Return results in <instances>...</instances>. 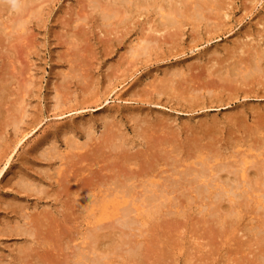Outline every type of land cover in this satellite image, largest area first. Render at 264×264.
Listing matches in <instances>:
<instances>
[{
	"label": "rangeland",
	"instance_id": "1",
	"mask_svg": "<svg viewBox=\"0 0 264 264\" xmlns=\"http://www.w3.org/2000/svg\"><path fill=\"white\" fill-rule=\"evenodd\" d=\"M5 1H6V3H3V1H0V14H2V15H0V23H1L0 24V28H1L0 29V45H1V48H0V68H2L1 69L2 72H0V87H2V88H0V90H1L0 94L2 96L0 95L1 96L0 98L7 97L3 100L6 101V100L10 99L9 100L10 102L9 101L3 102L2 99H0V105H1L0 106V115H1L0 116V137H1L0 138V158H1V155L4 157V158L2 157L0 160V169H2V172L0 175V262H2V264H3V262L7 260L6 264H8V263L16 264L17 263L16 259H18V256H19L18 260H20L21 263L19 261L17 264H25V263L26 264H31V263L33 264L34 263L35 257L33 255L34 254L33 251L28 254V256H30L31 258L26 257L27 258L26 259L25 255L23 257V254H24L23 249L21 250L18 248L16 250L15 246L19 247L18 245H20V248L23 247L22 244L24 245L26 242L25 241L26 235L28 233L27 230H29V228L31 227L30 226L31 220H33L34 218L35 219L39 218L40 222H42V224H44V225H45V222L47 220L49 221V222H46L45 226L43 225L44 228L40 229V231L42 230V232H44V229L48 225L47 223H50L51 228L53 230V233L55 232V234H53V235H55L56 237H57V235L61 236L60 238H62V241L58 242V243H61L60 244L61 248L57 246L58 248L56 250H53V254L56 255L58 253L57 256H54L55 257L54 259H55V261L58 260V262H60L59 261L61 259L60 257H62L63 262L61 261V263H63V264H69V263L74 264L73 262L71 263V261H75L77 259L75 258V256L71 257V255L74 253L75 249H77L78 251L79 250L85 251L86 254H87V252L92 251V254L95 255V256L92 255V257H94L95 259L97 258L96 260H98V261L101 260L100 262H103V260L109 259L110 264H116V263L117 264L118 263H120V264H144V262L146 264H155V263L160 264L159 263L160 261H161V263L165 262L164 264H245L246 262L243 263V261H247V262H249V264H263L262 262H264L263 261L264 259L263 260L259 259V257L261 259L263 257H261V256L258 257V255H261L262 252L264 253V250L263 249H256V248H259V246L261 248L262 247L264 248V246H263L264 243L262 242V241H264V237H263L264 234H262L264 231V227H261V229L263 228L262 230L260 229V226H262V225L264 226V214L261 212L260 209H259L260 211L257 212L258 211L257 210L258 208H256L257 205H256V207H254L255 204L251 203V201L255 202L258 199V198H255V197H257L256 195H260V193L264 192V186H263L264 179L259 180L260 175H258V176L256 175V172H257L256 168H254V166L251 165L252 164L251 162L259 161L260 158L264 157V148L260 147V146H263V144H264V141H262V140H264L263 139L264 134H261V132H263V131H261L258 134L256 133L255 128H254V123H253L254 122V116H252L253 113L250 109L252 108L255 110L258 108L259 109L263 108L264 107V104H263L264 99L261 98L260 96H258L260 98H255V96H252V98H251V96H248L246 98L243 97V95L246 94V92L248 91L247 89H249V92L253 91L252 88L250 90L251 85H253L255 87L254 89H256V87H259V85H255V83L251 84V82L246 84V81L244 79H241L242 77L245 76L246 73L241 72L242 69H244L245 67L242 66L243 68L242 69L240 68L241 69L240 70L239 64L241 65L242 62H243L242 64H244L246 61L245 59L248 57L250 59L251 51L247 48L249 45L251 46L249 48H252V52L256 49V47L258 49V47L261 48L263 46L261 44L263 43L262 41H264V31H262V30H264V26H263L264 25V0H227V1L226 0H219V7L220 6L221 7L220 8L215 7V9L218 8V10H219V12H218V10L216 9L217 13H218V14H216V16L213 15L216 11L215 9H214L215 11L213 10L214 12L210 11V13L212 14V15L211 14L209 15L210 17L207 16V14H208L207 13L206 14L207 17L205 19L203 18L205 21L207 20L206 22L203 19H197L196 21L192 19V21L189 22V19H187V16H185L186 18L183 16V18L181 17L179 19L181 25L179 24L177 27H174V30H173V28H170L171 33L169 32V28L167 31V28H166V30H164L165 28H163L162 26H159V24H161V20H162L161 18L159 19V14H161L160 17H162L163 13L165 14V12L166 13L169 12L168 10L170 9L169 6H171V4L169 5L170 1H168V0H158V1L157 0H146V1L145 0H139V1L138 0H136V1L129 0L130 2H127V4H125V3H123L124 5L122 4L123 5L122 7H124V9L126 6V10H125V14H124L125 16H123V18H122L123 21L121 19V21L118 22V19L117 20L115 19V20H113V23H115L117 26L115 24H112L113 26L110 25V27L108 26L109 28H107L108 21H105L102 18V15L104 13H102V9H100L101 7H96L95 9H93L94 7H92V4L90 2L91 0H89V2H88V0H36L31 4L32 5V14L34 15V18L30 16L32 14H30L29 16H27V14H24L25 15L24 17L27 18V20L23 21V19H21L22 24H24L23 27H22V25L20 26L18 24L19 22L16 21V17H17L16 14H18V13H15V12H19L17 4L19 2L21 3V0H17V2H15V4H13L14 2H12L14 0H11V2H8L9 0H4V2ZM95 1H97V0H95ZM99 1L100 0H98V3H101V1H102V3H103V4H101L102 6H106V4H108L106 7H109V5L112 4V2H111L112 0H101L100 2ZM179 1L180 0H176L177 4H179ZM87 2H88V4H87ZM158 3L161 5H159ZM165 3H167V6H165ZM225 3L228 4L226 7H225ZM11 4H13V5H11ZM96 4H97V2H96ZM130 5H132V6H130ZM223 5L226 8V10H225V8H222ZM90 6H91V8H90ZM9 7H12V9L10 8L9 11H5V10L9 9ZM97 8H99L100 10H98ZM161 8L164 10H162ZM90 9H91V12H90ZM124 9L122 10V12L124 11ZM1 10H3V11H1ZM33 10L36 11V13ZM158 10H159V12H158ZM100 11H101V13H100ZM224 12L226 13L225 15H224ZM10 13L12 15L13 14L14 15L13 16L10 15V19L12 21L9 20L10 21L9 22L8 21V19H9L8 14H10ZM98 13H100V15ZM7 15H8V19H7ZM220 15L221 16L224 15L223 18L222 17L220 18ZM121 16L122 15H120V17ZM13 17H15V19ZM211 17H212V19H210ZM224 17H225V19H224ZM20 18H22V17H20ZM99 18H100V20H99ZM3 20H4V22H3ZM211 20L213 22H209ZM216 20L219 23V24L216 23L218 25L215 24ZM197 21H199L200 24ZM221 21H223L222 22L223 24H220ZM8 22L11 23L10 26H13V27H10V26L8 27V25H9ZM101 22L103 25H106V26L104 27L101 24ZM104 22H106V23H104ZM158 22H160V23H158ZM206 23H210V25H211V23H214L211 25V28L214 27V29H211L210 25L208 24L209 25L208 26ZM2 24L5 26V28H4V26H1ZM5 24L6 25L8 24V25L6 26ZM14 24L16 26V29L14 27ZM204 24H206L207 26ZM18 25L21 28L18 27ZM214 25L217 27H215ZM202 26L203 27L205 26L207 28L204 27L205 28L204 29ZM160 27H162V28H160ZM192 27H194V28H192ZM10 29H12V31L14 30L13 33H12V31H10ZM1 30L3 32H1ZM8 30H9V33H8ZM18 33H20V34L18 35ZM161 33H163V34H161ZM256 33H259L260 37H258L259 35L257 36ZM5 34L7 36H5ZM9 34H10V36H9ZM11 34H13V35L11 36ZM261 35H262V37H261ZM256 36L259 39H257ZM260 39H261V41H260ZM141 40H143V41L140 42V44L143 43L145 40H147V42H145L144 44H147L148 48L149 47L150 48H149L148 52L146 51L147 54L145 52H144V54L140 53L141 55H137V57H136L135 54L132 55L128 49H130V50H133L135 48L137 49L135 44L138 43V46H139V41H141ZM151 40H152V42H151ZM149 42H151V44ZM237 43H239V45H237ZM240 43L243 45L241 46ZM248 43H249V45H247ZM245 44L247 46H245ZM9 45L11 46V48ZM147 45H145V46H147ZM151 45L153 47H151ZM2 46H4V47H2ZM132 46H133V49H132ZM239 46H241V48ZM6 47L10 48V51H12V52L9 51V53L7 54L8 48H6ZM243 47H244V50L242 49ZM69 48H70V50H69ZM150 49H152V50H150ZM6 50H7V52H6ZM226 50H228V52L230 53V54L228 53L229 54L228 56H227ZM241 50H243L244 52H243V54L240 55ZM63 51L68 52V54L67 53L64 54ZM70 51H72V53L69 54ZM79 51L81 53H79ZM126 51H127V53H126ZM6 54L10 55V57L7 56ZM61 54H62V56H61ZM80 54H81V56H80ZM127 54L129 56H133V57L135 56V59H133V57H132V59L134 61L131 59L132 61L130 63L129 62L130 57H128ZM238 55L239 56L244 55V56H242V58L240 57L241 58L240 59ZM74 56H75V58H74ZM123 56H124V58H123ZM235 57H237V60H235L236 59ZM71 59L73 61H71ZM230 59H231V61H230ZM249 59H247V60H249ZM9 60H11L13 62V64ZM212 60H214L215 62H218V64H220V66L225 64L222 68L220 67L223 71H221V69L218 68L219 66L215 65V62H212ZM225 60H226V62H225ZM240 60H241V62H239ZM221 61H222V63H224V62L225 63L222 64ZM233 61H235L236 63L238 62V63L236 64ZM7 62H8V64L11 62V65H9L10 67L8 66ZM210 62L213 63L214 65L211 64ZM231 63H233L234 66ZM5 64H7V66ZM29 64L32 66H30ZM81 64L83 65L85 71L81 67ZM226 64L229 66H227ZM246 64H248V63H245V66H246ZM69 65L71 66L70 68H68ZM208 65H212L213 68H216V66H217V68L214 71V69L211 66L208 67ZM231 65H232V68H229V67H231ZM73 67L75 69H72ZM78 67H79V69H78ZM226 67H228L229 69ZM236 67L238 68L239 71L236 69ZM67 68H68V70H67ZM224 68L228 69V70L225 71ZM234 68L238 72L235 71ZM7 69H8V71H7ZM219 69H220V71H219ZM232 69H233V72H232ZM12 70H14L15 74H12L13 73V72H11ZM81 70H83L84 73H82ZM174 70L178 71V72L175 73ZM211 70L214 71L215 74L222 72V73H220L221 79L218 76V74H217V76L213 75ZM6 71H7V73H5ZM27 71H28V74H27ZM69 71H72V72H69ZM173 71H174V74H173ZM168 72H170V73H168ZM63 73L66 77L63 75ZM80 73H81V77H80ZM232 73H234V74H232ZM6 74H7V76H6ZM23 74H25L24 79H23L25 81L18 80L17 77L19 78L20 76H23ZM229 74H230L231 78L233 77V75H237L239 77L234 76L232 78V81H231V80H229L230 79ZM171 75L175 78L171 77ZM225 75H226V77H225ZM61 76H63V78ZM14 77H16V78H14ZM82 77H84V78H82ZM165 77H167V79H166L167 81L165 80ZM222 77L223 78L225 77L226 80H225V78L223 80ZM9 78H11V79H9ZM28 78L31 81H29ZM85 78H87V79H85ZM171 78H173L176 81L174 82ZM216 78L219 79L220 82L222 80V83H220L222 86L219 85V83H216V82H219ZM61 80H63V81H61ZM75 81L77 84L75 83ZM83 81L86 85L83 83ZM11 82H12V84H11ZM165 82H168V83L170 82L169 83L170 85L168 83L166 84ZM171 82L172 83L174 82V83L171 85ZM229 82L231 84H229ZM242 82H244L245 86H247L246 90H245ZM26 83H27V87H26L27 90L25 88ZM59 83L60 84L62 83L63 86L61 85L62 87H60L58 90V87L60 86ZM66 84H67V87H65ZM215 84H218V85H215ZM7 85H9L10 87H12V85H15V86H13V87H17L15 90H17L19 88L20 91L19 90H17V91H18V93L20 92L18 94L20 97L18 95H16L17 91L15 92L13 90L14 89L13 87L8 88L9 86H7ZM82 85L88 86L89 88L82 86ZM30 86H32V87L30 88ZM216 86H220L221 88L220 87L217 88ZM228 87L229 88L231 87V89H229ZM237 87H238V89H236ZM242 87H243V89H242ZM79 88H81L82 90ZM215 88H217V89H215ZM10 89H12V91ZM61 89H62V91H61ZM241 89H242V91L245 90V91H243L244 93L242 91H240ZM3 91L7 92V93H4ZM22 91H23V93L21 94ZM156 91H157V93H156ZM232 91L234 93L236 92L235 96L232 95V94H234ZM8 92L11 94L13 93V94L11 95ZM215 92H217V93H215ZM241 92H242V94H241ZM29 93H30V95H29ZM57 93L58 94L60 93L61 95L59 94V96H58ZM226 93H227V95H226ZM251 93L252 92H250V94ZM230 94L232 96H234V98H232V96ZM63 95H64V97H61ZM195 95H196V97H194ZM191 96L194 97L193 100L191 99L192 98ZM225 96L226 97L228 96L227 97L228 99H226ZM24 97L26 98V100ZM59 97L61 99H59ZM218 97L220 100H223L224 104L215 106V100H217L216 98H218ZM13 98H14V100H13ZM205 98H209L208 100H210V102ZM54 99H57V101H55ZM58 99L61 100V102H58L59 101ZM189 99H190V103L188 105L187 102L189 101ZM14 101H15V103H14ZM230 101H231V103H230ZM219 102L220 101L218 100L217 104ZM11 103L13 104V106L10 105ZM16 103H17L16 109L11 110L10 109L11 107L15 108ZM177 103H179V104H177ZM247 103L250 104L249 106L251 108H249ZM24 104H26V106H24ZM57 104L59 105V107ZM209 104H211V105H209ZM227 104H228V106H227ZM223 105H225V107ZM9 106H10V108H8ZM199 107L201 109H199ZM211 107H212V109H211ZM238 107L241 108V111H240V108H238ZM4 108L6 110L10 109L11 112L14 111V112H12L13 114L12 113L9 114V111L5 112ZM186 108H188V109L186 110ZM236 108H238L239 110L236 111ZM2 109H4V110H2ZM17 111L19 112L18 116H17ZM231 111H234V112H232L233 114H231ZM238 111H240V113L244 112L247 115L246 116L247 118L244 120L245 123L243 121L241 124L246 128V129L244 128L246 131L242 128L243 126L240 127L243 130L238 129V130L234 131L237 127L234 128V126L231 125L230 116H235L236 114H238ZM7 112H8V116H7ZM222 112H224V114ZM235 112H236V114H235ZM20 113H22L21 114L22 118L20 116ZM214 113H216L217 115ZM23 114H25V115H23ZM212 114H214V115H212ZM225 114L229 115V117L228 116L225 117ZM113 115H114V117H112ZM2 117H5V120ZM10 117L12 119L14 118L15 120H12ZM17 117H19L20 120H19V118L17 119ZM202 118H204V120ZM209 118H213V120L215 122H213L212 119L209 120ZM225 118H227V121L224 120ZM228 118H229V121H228ZM196 120H197V122H196ZM8 121H10V122H8ZM195 123H198V124H195ZM202 123H203V126H200ZM110 124L112 125L111 127H110ZM218 124L220 127L221 126L222 127L221 128L219 126L216 127V125H218ZM220 124H222V125H220ZM2 125H4L5 127ZM103 125H104V127H103ZM105 125L106 126L108 125V127H106ZM13 126L15 129H13ZM184 126L187 128H184ZM205 126L206 127L208 126L209 129L203 128ZM87 127H89V128H87ZM224 127H225V129H224ZM227 127H229V128H227ZM251 127H253L254 130ZM114 128H115V130L117 129L116 132H115ZM194 128H195V131H193ZM216 128L219 131H221L223 129V131L220 132L221 134L217 130H215ZM88 129H90V130H88ZM136 129H138V131ZM140 129L143 130L142 131L143 134H141L143 136V138L141 135L138 134V133H140ZM250 129H252L253 132H255V133H253L252 130L250 131ZM186 130H190V133L192 135L189 133V131L187 132ZM230 130H231V133L229 132ZM197 131H198V133H197ZM225 131H227V133H225ZM103 132H105L106 134ZM114 132H115V134H114ZM119 132H121L122 134H120ZM158 132L160 133V135ZM161 132L162 133L164 132L165 134L168 133V134H166L167 136L166 135L164 136V134H162ZM171 132H172V134H170ZM186 132H187V134H186ZM203 132H205V133L203 134ZM244 132H246V134H244ZM112 133H113V135H112ZM147 133H149L148 134L149 136L147 135ZM150 134H153L154 136L150 135ZM188 134H190L192 137H194L193 135L200 134L201 137H200V135L199 136L196 135V138L194 137L195 139H197L196 142H198V143L194 142L195 140L192 137H190V135H188ZM205 134L206 135L207 134L212 135L211 136L212 138L209 137V135L206 136ZM247 134H248V137H246ZM254 134L258 135L259 137H257L256 135L254 136ZM115 135L120 136V137L118 138ZM161 135H163V136H161ZM176 135L178 136V138ZM186 135H188V137L191 141L188 139V137ZM67 136H69L73 140L69 138L68 141H70V142H68V144L66 145L67 141L65 138ZM121 136H123V137H121ZM171 136H172V138H171ZM260 136H262V137H260ZM147 137H149L148 140H145ZM205 137L208 138V141ZM242 137H244V138H242ZM249 137H250V139H249ZM251 137L253 139H251ZM116 138H118V139H116ZM151 138L152 139L154 138L153 140L155 141V144H153L154 142ZM198 138H199V140H198ZM258 138L261 140H259ZM156 139L158 141H156ZM168 139H169V143H168V141H166ZM257 139L259 141H257ZM106 140H109L112 142L115 141L113 144H115L117 146L115 147L116 150H114V152H111L108 149H105V147H106L105 144H111V142H109V141L106 143ZM149 140H151L152 142H150ZM200 140H201V144L203 143V140H204V143L206 142V144L208 142L209 143V144H207L208 146L206 147V144L205 145L199 144ZM253 140H255V141H253ZM101 141L104 143L103 145L100 144V143H102ZM164 141H165V143H164ZM172 141H173V143H172ZM157 142H159V144H156ZM191 142H193V143H191ZM120 143H122V145L124 147L121 146ZM144 143H146V144L148 143V144L144 145ZM160 143L163 146L162 145L160 146ZM75 144H76L75 148H77L78 151H76L77 149L73 148L75 146ZM174 144L177 147L176 146L174 147ZM49 145L52 147H50ZM151 145H153V146L151 147ZM194 145H197L198 148H197V146H194ZM203 145H204V147H203ZM214 145L217 149H215ZM103 146H105V147H103ZM132 146H133V148H132ZM158 146H160V148H157ZM45 147L51 149V150H49V149L48 150H49V153H50V151H52L51 153L54 154V156L52 155V158H50L51 154L49 155L47 148H45ZM70 147H71V149H69ZM80 147H82V148H80ZM100 147L102 150L101 149L99 150ZM129 147L132 149H130ZM259 147L261 148V150ZM52 148H53V150H52ZM161 148L167 149V150L165 149L166 153H164V155H165V157L168 155L167 158L171 159V161H169L170 163L167 161L170 159L164 158L166 161L163 158L162 159L164 161L161 159V157L163 155V149H161ZM169 148H170V150H169ZM174 148H176L175 152L173 150ZM93 149H95V150H93ZM135 149H138V150H135ZM207 149H209L211 153ZM211 149H214L215 151L214 150L211 151ZM218 149H220L219 150L220 152H218ZM43 150L46 151L45 153H48L47 155H49V156L45 155ZM86 150L91 151L90 153L88 152L89 156H88ZM98 150L101 153H99ZM160 150L162 151V153L160 152ZM172 150L174 153H176V151H177V153L175 154L177 156H175V155L173 156L174 153L172 154ZM240 150L243 153L242 152L239 153ZM248 150H249V152H248ZM94 151H95V153H94ZM115 151L116 152L118 151L117 154L120 153L121 151H123L129 157H130V155L133 156V154L138 155L141 152H144L141 154H145V157L146 156L148 157L147 154L151 155L153 152L152 155H154V157H155V152H157V153L160 152L161 156H159L160 154L159 155L156 154V159L158 160V162H157L158 165L154 169H152L154 171V173L152 172V170H150V171H148L149 173L148 172L146 173V178L145 177L144 178L149 179L152 176L153 180L149 179L150 181L152 180L155 182L156 180H158L160 185L159 186L157 185L158 188H156V189H158V190L161 189V191L163 190V194L161 193L160 195H157L158 190H156L157 192H154L153 194L146 193L148 195L145 194L144 197H143V194L140 196V194L137 193L136 191H132L129 194L130 196L132 195V199L138 198L137 195L141 199H144L145 202H143V203H142L143 200H138V202H139L138 205L142 208L145 207L146 210L149 209L148 206L152 208V206H150L151 203H153L152 205H155L158 203L157 206L159 205V207L153 206V208L152 209L150 208V210H148V212H147V211H145V209H142L140 207L138 209L139 210L141 209V211H139L138 209H136V207H138V206L135 204V206L132 205L126 209V210H128V209L131 210L130 211L131 213L130 212L127 213L123 210L125 205L124 206L118 205L117 207H119V206H122V207L116 209V206H114L113 208L111 207L112 209H114V210H112L109 207L110 206L109 203L108 204H105V203L101 204V203L97 202L99 200H102V198H104L105 200H109L110 198L112 199L113 196L111 195V193L104 192L103 187H100V189L102 190L100 193V189L96 188L97 186L94 187V191H93V188H90L91 186H88V189H87L85 184L82 185L83 182L86 180V179H84V176H86V178H87V176L90 175L89 174L90 171L91 172L93 171V173H91V175L94 173L98 174L97 171H99V173H100L98 175H92L94 180L91 176H88L89 180L92 179L91 182L92 181H95V182L98 181V183H99V182L105 180L108 176L110 177L111 173L108 171L105 172V170H106L105 167L107 166L105 161H107V163H111L112 160L114 161L115 157L112 154H116ZM260 151H262V152H260ZM84 152H86V155H84ZM169 152L171 153L172 156L170 155ZM231 152H232V154H231ZM244 152L247 153L246 157L243 156L245 154ZM252 152L255 154H253ZM38 153L40 154V156H44L45 159L43 157H40ZM76 153L77 154L80 153L79 154L80 156H85L89 160L87 159L88 160L87 161L85 158L82 157L83 160L79 159L80 162H78L77 158H80V157L78 155H76L75 157H77V158L75 159L74 154H76ZM206 153H208V154H206ZM251 153L253 155H251ZM71 154H73V155H71ZM104 154H107L109 156L111 155V158L108 156L103 157ZM204 154L206 155V157L209 155L208 158L213 160V161L211 160L213 162L212 164L210 163V165H209V163H208V166L211 169H213V168L219 169V166H223V165L224 166L221 167V169L222 168L225 169L226 166H228V165H232L233 168L238 169V167H240V165L247 163L248 166H246L244 164L245 167L246 168L249 167L248 169H250L253 173L248 169H247L248 172H247V170H245L246 174L244 173L245 174L244 177H239L240 173H237L238 178H241L242 179L241 181L243 183L248 179L250 180V182H249V180L247 181V183L245 182L244 185H242V182L238 183L240 181V179H238L237 177L234 178V176H236V175L231 174L230 175L231 177H229V174L226 173L227 172L226 170H224V171L223 170L222 171L217 170L216 172H217V174L220 172L221 175L225 172L226 175L223 174L222 176L219 173V175L221 176L220 178H225L223 180L221 179L222 181L228 180V182H230L229 185L226 182L228 186H230V185L232 186V185L236 184L235 187L238 186L237 189L238 188H244L247 191L249 190L248 193L249 192L250 193L247 194V197L250 194H254L253 197L251 195L247 198L244 195L245 198L241 197L239 200L235 198V201H229L226 199L228 197H223V200L225 198V201H226V206H224L225 203L221 204L222 198H216V200H215L214 199L215 197L213 195V194H215L214 192H216L218 190L217 188L220 187V184H218V183H221V184H223V183L221 181L220 182L217 181V179L214 180V178H211L209 180V178H208L209 182H211V183L213 180L215 181V183L217 182V184H212L213 186L216 185L215 187H217V185H218L219 187L214 188L215 190L213 189V187L212 188L209 187L210 188L208 190L209 193L208 192L202 193L203 195H201V196L203 198L201 197V199H199V194H201V193H199V191H197V189H198L197 185H196L197 183L193 182V184L195 183L194 186H196V188H197V189L195 188V190L197 191V193H195L194 187L193 188L189 187V186L193 185L192 181H190L191 184H190V182H188L191 179V177L188 178L189 174H185V176H183V177H184V179H187V180H185V182H183L184 180H183L182 175H184V174L180 173L181 170H182L181 172H183V169L180 170V168H183L185 166L184 168H187V169H197V166L201 162H203V164H204V161L211 162V161H209L210 159L206 158ZM235 154H238L237 155L238 158L235 156ZM101 155H102V158H101ZM150 155H149V157H150ZM210 155L211 156L213 155V157L216 156L215 160H217L219 165L216 161H214L213 157H210ZM240 155H241V157H240ZM254 155H256V156H254ZM257 155H258V157H257ZM60 156H62L61 158H63V157L64 158L61 160ZM219 156H220V160H219ZM173 157H175V158L177 157L176 160ZM224 157L226 159H224ZM234 157L237 159L233 160ZM58 158H60V160H58ZM65 158L68 159V161H69V159L71 160V161H69L70 164H68V162L64 161ZM72 158H74L77 161L73 162L75 160ZM105 158H106V160H105ZM108 158H109V161L107 160ZM231 158H232V160L228 161V159H231ZM242 158L243 159L246 158L245 162L242 160ZM6 159L8 160L7 162H6ZM84 159H85V161H84ZM239 159L243 163L239 162L240 161ZM248 159H250L251 161H249ZM198 160L200 161V163L198 162V164H197L196 161H198ZM162 161L164 163H166L165 164V166L167 165L166 167L164 165H162V164H164ZM234 161H236L237 163L236 162H235L236 164L233 163ZM58 162H60L62 164V166H61V164H58ZM64 162H66V164L70 165L69 167H67L68 169L66 168L67 170L65 169L66 171L63 168V167H65ZM71 162H72V165H71ZM160 162H162V163H160ZM171 162H172V164L175 163L174 165L178 168V169L175 168L176 169L175 172H173L175 169L174 170L172 169V168H174L173 167L174 165H171ZM177 162H178V164L180 163L179 166H178ZM248 162H250V164H248ZM103 163H105V164H103ZM195 163L197 166L194 165ZM111 164H113V162ZM238 164H239V166H237ZM82 165H83V167H81ZM98 165H100V167ZM101 165L104 168H102ZM168 165H170V167H168ZM217 165H218V167H217ZM256 165H258V164H256ZM72 166L74 168H71ZM77 166H78V168L80 167L81 169L79 168V170H78V168H76ZM94 166H96V167H94ZM188 166H189V168H188ZM200 166H201V164H200ZM41 167H42V169H40ZM91 167L93 170L91 169ZM59 168H60V170H59ZM89 168L91 170H89ZM162 168H164V169H162ZM39 169L42 172H40ZM43 169H45V171ZM47 169L49 171L48 173L46 171ZM61 169H63V170H61ZM156 169H157L158 175L156 174L157 173ZM158 169H159V171H158ZM160 169H162V170L160 171ZM165 169L166 170L168 169V171H166ZM57 170H59V171H57ZM83 170L85 172L86 171L88 172V170H89L88 174L86 172V174L84 175ZM233 170L236 171L235 169H233ZM61 171L63 173L65 171L66 174L71 176L70 179H68L69 176H67L66 174L63 177V174ZM103 171H104V174H103ZM178 171H179V173H178ZM43 172L46 173L47 176L48 175L50 176L52 174L49 177L50 179H48V177L45 178L46 174H43ZM72 172H74L76 174L75 175L73 173L75 177L74 176L72 177V174L70 175V173H72ZM81 172L83 173V175L79 176V174L80 175L82 174ZM164 172L166 174H168L169 177H166L167 175L166 174L164 175L163 174ZM106 173H108V174H106ZM174 173L177 174L178 178L176 177V175H173ZM77 174H78V176H77ZM147 174L149 175V177ZM43 175H44V177H43ZM106 175H107V177H105V179H104V176H106ZM153 175L157 176V178H154ZM170 175H173V176H170ZM61 176L63 177L61 179H63V181L65 183V187L66 188L70 187V188H68L67 192L65 191L66 193L64 192V190H65L63 187L64 185L60 181ZM179 176L181 178H179ZM22 177H24V178H22ZM66 177H67V179H66ZM172 177L175 178L178 182V185H176V180H175V182H174L175 187H173L174 185L172 187H170L171 186L170 182L173 180ZM210 177H215V176H210ZM25 178H27V180L29 179L28 181L30 183H32L31 187L34 185V188H36V191H32V188L30 189V187H28L29 185L25 186V184L28 182ZM74 178L76 179V181ZM102 178H103V180H102ZM144 178H143V180L145 181ZM162 178L164 181L162 180ZM251 178L254 179L255 181H252ZM18 179L22 180L23 182H21ZM52 179L53 180L55 179L54 182ZM64 179H66V180H64ZM100 179H101V181H100ZM166 179L167 180L169 179V180L167 181ZM170 179H171V181H170ZM181 179H182V183L180 182ZM229 179H231V180L229 181ZM233 179L235 181L237 180L235 184H234L235 181ZM38 180H40V181H38ZM57 180L61 183V185L59 184V182ZM67 180H70V183L67 182ZM257 180H258L259 184H258V182H256ZM16 181H18L19 185H17ZM150 181H147V182L149 183ZM225 181H224V184H225ZM66 182L68 184V187H67ZM77 182L78 183L82 182V184L81 183L78 184ZM251 182H252V184H250ZM38 183L41 185H39ZM211 183H210V185H211ZM231 183H233V184H231ZM253 183H255V184H253ZM20 184H22L21 185L22 187L20 186ZM57 184L60 185V187H59L60 189L56 188L57 186H59ZM70 184H72V185L69 186ZM77 184L79 185V187ZM181 184H184V185H182L183 187L181 186ZM256 184H257V186H256ZM18 186H20V188ZM36 186H40V188L42 187L41 189L39 188L40 191H38V188ZM72 186H75V188H79L80 190L74 189ZM185 186L188 188H191L193 191H190V189L188 190V188L186 189ZM251 186H253V187H251ZM23 187H26L25 190L23 189ZM62 187L64 190H61ZM81 187H83V188H81ZM178 187H179V189H178ZM46 188H47L48 193L46 191ZM176 188L179 191H177ZM26 189L29 190L30 192L29 191L27 192ZM51 189L53 190V192ZM54 189L56 192V194H55L56 196L54 195V193H55ZM58 189H59L60 193L58 192ZM174 189H176V190H174ZM180 189L182 191H183V189L184 190L186 189L185 190L186 192L183 191L184 193H182V192H180L181 191ZM18 190H19V192H18ZM250 190L251 191L253 190V192H251ZM41 191L43 193L46 191L45 193H47V194L44 195L45 193L43 194ZM70 191L72 194L69 193ZM72 191L73 192L79 191L82 196L79 193H76V192L73 193ZM91 191H93V192H91ZM161 191H159V193ZM21 192H22V194H21ZM89 192H91V193L89 194ZM96 192H98L100 195L97 194ZM177 192H179V193H177ZM190 192H192V194ZM49 193L51 194L50 196H49ZM92 193H94V194H92ZM105 193H107L109 196L106 195L105 197L104 196L102 197V195H105ZM164 193H166V194H164ZM64 194H67V197ZM75 194H76V196H77V194H79L80 200L77 199L78 197L77 198L73 197V196H75ZM154 194H155L156 198H155ZM169 194L172 195V198L169 197L171 204L168 202L169 198H167V197L165 198V196H168ZM97 195H99V197H97ZM150 195L153 197L152 199L150 198ZM43 196H46V197H43ZM90 196H93L95 199L93 197H90ZM130 196H127V197H130ZM145 196H148V198H145ZM158 196H160L161 202H163V203H161L162 205L159 204L160 202L157 201L160 199ZM189 196H190V198H189ZM211 196L213 197V199L210 200L211 201L210 202L209 199L212 198ZM70 197L72 199H70ZM174 197H175V199H174ZM65 198H68V199H65ZM91 198H93V200L96 201L98 204L96 202H95V204L93 202H91V204H89L90 201L92 200ZM249 198L250 199L254 198V199L250 200ZM41 199H43V200H41ZM89 199H91V200L89 201ZM130 199L131 198H129V200ZM153 199H155V200L153 201ZM202 199L204 200V203H203ZM217 199L219 200L218 203L220 204V206L217 205L219 207H217V206L215 207V204H216L215 201H217ZM74 200H75V203H74ZM76 200H78V203L80 202L81 206H78L79 204L76 203L77 202ZM86 200L88 202H85ZM148 200L149 201L152 200V202H148ZM198 200H200L202 202L199 203ZM69 201H70V203H69ZM166 201H167V203H169V205L166 204ZM225 201H223V202H225ZM236 201H239L238 203L241 202V205H240V206H242L241 208H240V206H237L238 208L235 206L234 202H236ZM258 201L260 202L259 199L257 200V202ZM62 202H63V205H62ZM175 202H177L176 205H175ZM231 202L234 203V204L233 203L232 204L234 205L235 210H234V207L231 204ZM244 202H245V205H244ZM257 202H255V203H257ZM57 203H58V205L60 204L59 207L57 206ZM67 203L69 205H67ZM93 204L95 207L93 206ZM177 204H178L179 208L177 207ZM170 205H172V206H170ZM67 206H69V207L67 208ZM100 206H101V208H98ZM168 206H170L169 208L174 211V213L172 212V215L170 214L171 211L168 208ZM60 207H61V210H60ZM90 207H93V208H90ZM203 207L204 208L208 207V208L204 209ZM232 207H233V209H232ZM42 208L44 209V211ZM45 208H46L47 212H46ZM174 208H175V210H174ZM201 208H202V210H201ZM216 208L218 211L216 210ZM109 209L112 210L110 212V214H111L110 219L111 220L108 219L109 218L108 214L110 211ZM220 209H222V210H220ZM223 209L225 210L224 215H223V212H221V211H223ZM68 210L69 211L73 210V212L69 213ZM142 210H144L145 213H143L144 211H142ZM207 210L210 211V212H208V214H207ZM231 210H234V211H231ZM255 210L257 213L255 212ZM60 211H62V212H60ZM92 211H93V213H91ZM104 211L107 214H105ZM168 211H170V213L167 214L168 215V217H167L166 213ZM175 211H177V212H175ZM226 211H229V213H227ZM235 211H236V213L234 214ZM140 212H142V213H140ZM151 212H153L154 214ZM161 212H162V215H161ZM219 212H221V213H219ZM33 213L37 214L36 215L37 218H36V216H33ZM43 213H44V215H43ZM176 213H178L179 215L178 214L176 215ZM231 213H232V215H234L233 218L231 216ZM21 214L25 215L26 218ZM29 214H31L30 215L31 220L28 216ZM38 214H39V216H38ZM40 214H41V217H40ZM112 214H117V215H114L112 217ZM124 214H126V215L123 217H126V216L129 217L132 214L133 216H131V217L132 218L135 217L137 221L133 220V219L131 220V219L126 217L125 220L128 222H125L124 218L121 216ZM260 214H261V216H260ZM42 215H43V218H42ZM211 215H213V216L211 217ZM218 215H220V217L221 216L222 217L218 218ZM254 215H258L257 216V217H259V218H257V219H259L258 222L261 221V223H257L256 216H254ZM19 216L20 217L22 216V217L20 218ZM32 216L34 218H32ZM115 216H116L117 220H115L116 219ZM161 216H163V217H161ZM17 217H19V218H17ZM46 217H47V219H44ZM69 217H71V218H69ZM203 217L205 220H203ZM105 218L108 220H105ZM15 219L17 221L16 226L17 225L21 226L24 223L26 225V227L23 224L21 226L22 230H20V228L18 226H17L18 228L16 226L12 228V226L15 225ZM121 219L123 220V224L125 226L123 224H121L122 223ZM128 219L130 220V222ZM152 219H154L157 226L155 225V222L152 221ZM211 219H213L214 221L213 220L210 221ZM20 220H22V221L24 220V222L22 223V221H20ZM44 220H45V222H44ZM230 220L232 222L229 223ZM113 221H115V223H113ZM119 221H121V222H119ZM135 221H136V223H134ZM162 221L165 222L166 226L164 225V223ZM204 221H206V222H204ZM217 221H220V222H217ZM27 222L29 225L26 224ZM110 222H111V224H110ZM131 222L133 224V227H132V224L130 226L127 224V223H131ZM211 222H212V224L210 226L209 224ZM213 222H215V223L213 224ZM223 222L225 223V225ZM226 222L228 225L226 224ZM255 223H256V225L260 224V226L259 227L256 226ZM54 224H55V226H54L55 229L53 228ZM216 224H217V226H216ZM221 224L223 226H221ZM251 224H252V226H251ZM57 225L59 226V228ZM134 225H136V226L134 227ZM162 225H164V226H162ZM61 226H63V228L66 230V232L62 233L63 229ZM159 226H160V228H158ZM6 227H8V228H6ZM10 227L13 229L12 231H11ZM56 227L59 229V231H57ZM164 227H165V229H164ZM171 227H172V230H171ZM249 227L250 228L252 227L251 232H249L250 230H248ZM14 228H16V229H14ZM26 228H28V229L26 230ZM122 228L123 229L126 228L127 231L123 230ZM253 228H255V231L253 230ZM153 229H155V230H153ZM16 230H20L21 234H20V231H18L19 233L15 234L13 231L16 232ZM54 230H56V231H54ZM122 230H123V232H121ZM23 231H24V233L22 234ZM40 231L38 232L39 235H41ZM259 231H260V233L262 232L260 235H259ZM57 232H61V233H57ZM129 232H130V234H129ZM163 233H165V234H163ZM95 234H97L96 236H98L99 238L98 237L96 238ZM90 235L93 237H91ZM129 235H131V237L134 235V238L130 239L131 237ZM256 235H258V236L255 237ZM87 236H88V238L89 237H91V238L87 239ZM125 236H126V238H125ZM170 236H173V237H170ZM253 236L255 238H252ZM57 238L59 239V237H57ZM83 238L85 239V241L81 240ZM94 238H96V240ZM119 238L121 240L123 239L124 241L122 240L123 241L122 242L120 240L122 242L121 243L120 241H118ZM127 238H128V240H126ZM170 238H171V240H170ZM151 239H153V240H151ZM244 239H246V240H244ZM74 240H75L74 243L79 242L80 247L74 246V243H73ZM89 240L90 241L92 240L90 246H88V244L90 243ZM172 240L175 243L172 242ZM99 241L101 243H104V244L103 245L101 243L99 244L98 243ZM116 241H118V243H116ZM128 241H129V244H127ZM159 241H162V242H159ZM66 242H68V246L65 249L63 247H66L67 244L64 246V243H66ZM92 242H94L95 244L93 245ZM247 242H249L250 245H251V243L255 242L254 243L255 245L252 244L251 245L252 247H251V246H249V244L248 245L246 244ZM261 242H262V244H261ZM96 243H97V245H96ZM112 243H116L117 245L118 244L119 245L116 246L115 244H112ZM242 243H244V244H242ZM124 244H125V247L127 245L126 248H124V246H123ZM143 244H145L148 247H146V246L141 247V246H143ZM161 244H165V245H161ZM82 245H83L84 249L81 248ZM101 245L103 247H105L104 249L106 250V252H103L105 250L104 249L102 250ZM130 245L133 247H135V246L138 247V249H136L137 247H135V250H136L135 253H133L134 249H133V247L130 248L131 247ZM32 246L34 247L35 243ZM113 246H115V247H113ZM119 246L121 247L122 250H120L119 254H118V252L115 253L114 250H119L118 249ZM245 246L248 248H246ZM24 247H25V245H24ZM159 247H160V249H159ZM249 248H250V250H249ZM251 248H253L252 251H251ZM85 249H87L88 251ZM107 249H108V251L112 250V251H110L111 252L110 257H109V254H108L109 252L107 251ZM141 249H143V251ZM147 249H148V251H147ZM57 250H59L61 255L59 252H55ZM60 250H62L63 252ZM125 250H126V252H125L126 255H125V253L123 254V252ZM144 250H146L147 252ZM162 250H163V252H162ZM166 250H167V252H166ZM247 250H248V252L250 251L249 252L250 254L248 253V255H247ZM259 250H262V252H260ZM98 251H99V253H98ZM22 252H23V254H22ZM70 252L72 253L71 255H70ZM85 252H83V253H85ZM257 252H258V255L256 254ZM62 253H65L66 255L69 254L70 256L66 257V255H64ZM136 253L138 255L137 257L135 255ZM165 253H166L167 258H163V257H166ZM243 253L245 255H243ZM106 254H108L107 255L108 258H104V257H107V256H105ZM142 254L144 256H146V255L148 256L150 254L149 256H151V258L146 256L145 257L146 260L143 261L144 256ZM63 255L67 258L66 259L67 263L64 262L65 258L63 257ZM90 255L91 254H89L87 256L89 257ZM102 255H104V256L101 257ZM111 255H113L114 258ZM255 255L257 256V258ZM3 257H4V259H3ZM21 257L23 259H26L27 261L26 260L24 261ZM111 257H112V259H111ZM119 257H120V259L122 258L123 260L118 259ZM129 257H130V260H129ZM156 257H158V258L156 259ZM135 258H136V260H135ZM1 259H2V261H1ZM255 259H257V260H255ZM258 259H259V261H258ZM22 260L24 263L22 262ZM252 260H253V262H251ZM29 261H31V263ZM152 261H154V262H152ZM61 263H59V264H61ZM4 264H5V262H4Z\"/></svg>",
	"mask_w": 264,
	"mask_h": 264
},
{
	"label": "bare ground",
	"instance_id": "2",
	"mask_svg": "<svg viewBox=\"0 0 264 264\" xmlns=\"http://www.w3.org/2000/svg\"><path fill=\"white\" fill-rule=\"evenodd\" d=\"M0 1H3V3H6V1L4 2V0H0ZM34 1H36V0H21V3H20V2H19L18 4L16 3V4L18 5V11H19V12H15V13H18V14H16V15H17V17H16V21L19 22L18 24H19L20 26L22 25V27H23V25H24V24H22V20H21V19H23V21H24V20H27V18L24 17V16H25L24 14H27V16H29L30 14H32V5H31V4H32ZM100 1H101V0H100ZM100 1H99V2H100ZM134 1H136V0H134ZM138 1H139V0H138ZM145 1H146V0H145ZM157 1H158V0H157ZM168 1L171 2V3L169 2V5L171 4V6L168 5V6L170 7V9L168 10L169 12H168V13L165 12V14H164V13H163L164 11H163V12H162V13H163L162 17H160L161 14H159V13H158V14H159V19H160V18L162 19V20H161V24H159V26H162L163 28H165L164 30H166V28H167V31H168V28H169V32H170V28H173V30H174V27H177V26L180 24L179 19H180L181 17L183 18V16H184V17L187 16V19H189V22H191L192 19L195 20V21H196L197 19H203V18L205 19L207 16H209V15L211 14L210 11L214 12L216 9L218 10V8L221 7V6L219 7V0H183V1L180 0L181 2L179 1V4H177L176 0H168ZM226 1H227V0H226ZM8 2H11V0H9ZM12 2H14L13 4H15V2H17V0H14V1H12ZM38 2H39V1H38ZM88 2H89V0H88ZM88 2H87V4H88ZM90 2H91V4H92V7H94L93 9H95L96 7H101L100 9H102V13H104V14L102 15V18H103V20L108 21L107 28H109L110 25L115 24V23H113V20H115V19L117 20V19H118V22H119V21H121V19L123 18V16H125L124 14H125L126 6H125V9H124V7H122V6L124 5L123 3L127 4V2H130V1H129V0H112V1H111L112 4H110L109 7H106L108 4H106V6H102V5H101V4H103L102 1H101V3H98V0H97V1H95V0H91ZM96 2H97V4H96ZM104 2H105V1H104ZM109 2H110V1H109ZM140 2H141V1H140ZM140 2H139V3H140ZM143 2H144V1H143ZM172 2H173V3H172ZM107 3H108V2H107ZM137 3H138V2H137ZM141 3H142V2H141ZM1 4H2V3H1ZM9 4H10V3H9ZM13 4H11V5H13ZM95 4H96V5H95ZM122 4H123V5H122ZM158 4H159V3H158ZM174 4H175V5H174ZM11 5H10V6H11ZM98 5H99V6H98ZM132 5H133V4H132ZM132 5H130V6H132ZM137 5H138V4H137ZM159 5H161V4H159ZM227 5H228V4L225 3V7H226ZM165 6H167V3H165ZM215 7H218V8L215 9ZM225 7H224V5H223L222 8H225ZM6 8H7V7H6ZM10 8L12 9V7H9V9H7V10L4 9V10H5V11H9ZM13 8H14V7H13ZM38 8H39V7H38ZM90 8H91V6H90ZM33 9H34V8H33ZM93 9H92V10H93ZM97 9L100 10L99 8H97ZM123 9H124V11H123L124 13L122 12ZM127 9H128V8H127ZM161 9H162V8H161ZM166 9H167V8H166ZM214 9H215V10H214ZM15 10H16V9H15ZM98 10H97V11H98ZM162 10H164V9H162ZM213 10H214V11H213ZM217 10L215 11V13H214L213 15L216 16V14H218V13H217ZM220 10H221V9H220ZM225 10H226V8H225ZM1 11H3V10H1ZM33 11H34V10H33ZM160 11H161V10H160ZM34 12L36 13V11H34ZM90 12H91V9H90ZM94 12H95V11H94ZM158 12H159V10H158ZM218 12H219V10H218ZM100 13H101V11H100ZM100 13H98V14L100 15ZM207 13H208V14H207ZM206 14H207V16H206ZM225 14H226V13L224 12V15H225ZM0 15H2V14H0ZM8 15H9V19H8ZM8 15H7V19H8V21H9V20H11V19H10V15L13 16L14 14L12 15V14L10 13V14H8ZM22 15H23V16H22ZM120 15H122V16L120 17ZM211 15H212V14H211ZM224 15H222V16L220 15V18H221V17L223 18ZM18 16H19V17H18ZM30 16L34 18V15H33V14L30 15ZM20 17H22V18H20ZM23 17H24V18H23ZM31 17H30V18H31ZM209 17H210V16H209ZM227 17H228V16H227ZM13 18L15 19V17H13ZM185 18H186V17H185ZM213 18H214V17H213ZM215 18H216V17H215ZM31 19H32V18H31ZM204 19H203V20H204ZM208 19H209V18H208ZM210 19H212V17H211ZM224 19H225V17H224ZM1 20H2V19H1ZM99 20H100V18H99ZM184 20H185V19H184ZM11 21H12V20H11ZM122 21H123V19H122ZM195 21H194V22H195ZM204 21H205V20H204ZM206 21H207V20H206ZM206 21H205V22H206ZM3 22H4V20H3ZM9 22H10V21H9ZM9 22H8V23H9ZM17 22H16V23H17ZM187 22H188V21H187ZM197 22H199V21H197ZM201 22H202V21H201ZM205 22H204V23H205ZM209 22H213V21L211 20V21H209ZM222 22H223V21H221L220 24H223ZM104 23H106V22H104ZM158 23H160V22H158ZM216 23H218L217 20H216L215 24H216ZM0 24H1V23H0ZM101 24H102V22H101ZM184 24H185V23H184ZM191 24H192V23H191ZM199 24H200V22H199ZM201 24H202V23H201ZM206 24H207V25H208V24L210 25V23H206ZM206 24H204V25H206ZM212 24H214V23H211V25H212ZM218 24H219V23H218ZM218 24H216V25H218ZM5 25H6V24H5ZM7 25H8V24H7ZM7 25H6V26H7ZM10 25H11V23H9L8 27H9ZM19 25H18V27H20ZM102 25H103V24H102ZM115 25H116V24H115ZM115 25H114V26H115ZM180 25H181V24H180ZM207 25H206V26H207ZM209 25H208V26H209ZM211 25H210V28H211ZM1 26H4V25L2 24ZM25 26H26V25H25ZM103 26L105 27L106 25H103ZM108 26H109V27H108ZM112 26H113V25H112ZM116 26H117V25H116ZM183 26H184V25H183ZM214 26H215V25H214ZM263 26H264V25H263ZM263 26H262V27H263ZM8 27H7V28H8ZM10 27H13V26H10ZM14 27H15V29H16L15 24H14ZM18 27H17V28H18ZM104 27H103V28H104ZM162 27H160V28H162ZM202 27H203V26H202ZM204 27H205V26H204ZM204 27H203V28H204ZM215 27H217V26H215ZM4 28H5V26H4ZM20 28H21V27H20ZM160 28H159V29H160ZM192 28H194V27H192ZM200 28H201V27H200ZM205 28H207V27H205ZM205 28H204V29H205ZM208 28H209V27H208ZM0 29H1V28H0ZM13 29H14V28H13ZM152 29H153V28H152ZM154 29H155V28H154ZM211 29H214V27H212ZM2 30H3V29H2ZM2 30H1V32H3ZM164 30H163V31H164ZM176 30H177V29H176ZM10 31H12V29H10ZM13 31H14V30H13ZM13 31H12V33H13ZM163 31H162V32H163ZM259 31H260V30H259ZM262 31H264V30H262ZM4 32H5V31H4ZM16 32H17V31H16ZM165 32H166V31H165ZM8 33H9V30H8ZM10 33H11V32H10ZM163 33H164V32H163ZM163 33H161V34H163ZM170 33H171V32H170ZM14 34H15V33H14ZM19 34H20V33H18V35H19ZM256 34H257V36L259 35V33H256ZM256 34H255V35H256ZM12 35H13V34H11V36H12ZM5 36H7V35L5 34ZM9 36H10V34H9ZM257 36H256V38L259 39L258 37H260V35H259L258 37H257ZM261 37H262V35H261ZM149 40H150V39H149ZM142 41H143V40L139 41V46L142 44L140 47L138 46V43L135 44L136 47H137V49H136V48L133 49V46H132V49H133V50L128 49V50L131 52L132 55L135 54V56L137 57V55L144 54V52L146 53V51L148 52V50H149L150 47L148 48V45H147V44H144L145 42H147V40H145L143 43L140 44V42H142ZM260 41H261V39H260ZM151 42H152V40H151ZM151 42H149V43L151 44ZM262 42H263V43H262L261 45H263V46H262V47L260 46L261 48L258 47V49H257V47H256V49H255L253 52H252V48H249V47H251V46H250L249 43H248L247 45H249V46H248L247 48L251 51V53H250V59H249V57L245 59V60L247 61V62L245 61V63H248V64H246V66H245V63L242 64L243 62L241 63V65L239 64V66H240L239 69H240V68L242 69V68H243L242 66L245 67L244 69H242L241 72H245V73H246L244 77H242V78L240 77V78H241V79H244V80L246 81V84H248V83L251 82V84H254V83H255V85H259V87H256V89H254L255 87H254L253 85H251L250 90H251V88H252L253 91H250V92H252V93L250 94L249 89H247L248 91L246 92V94L243 95V97H245V98L248 97V96H251V98H252V96H255V98H260V97H261V98L264 99V41H262ZM253 43H254V42H253ZM259 43H260V42H259ZM145 45H147V46H145ZM237 45H239V43H237ZM240 45L242 46L243 44L240 43ZM247 45L245 44V46H247ZM9 46H10V45H9ZM241 46H239V47L241 48ZM245 46H244V47H245ZM2 47H4V46H2ZM74 47H75V46H74ZM151 47H153V46L151 45ZM244 47L242 48L243 50H244ZM0 48H1V45H0ZM6 48H8V47H6ZM10 48H11V46H10ZM10 48H8V52H7V50H6L7 54L9 53ZM78 48H79V47H78ZM228 48H229V47H228ZM230 48H231V47H230ZM237 48H238V47H237ZM240 48H239V49H240ZM247 48H246V49H247ZM74 49H75V48H74ZM153 49H154V48H153ZM226 49H227V48H226ZM231 49H232V48H231ZM234 49H235V48H234ZM12 50H13V49H12ZM69 50H70V48H69ZM77 50H78V49H77ZM82 50H83V49H82ZM128 50H127V51H128ZM150 50H152V49H150ZM243 50H241L240 55L243 54V52H244ZM127 51H126V53H127ZM224 51H225V50H224ZM226 51H227V56H228L230 53L228 52V50H226ZM237 51H238V50H237ZM10 52H12V51H10ZM206 52H207V51H206ZM230 52H231V51H230ZM248 52H249V51H248ZM63 53H64V54H65V53L68 54V52H64V51H63ZM63 53H62V54H63ZM70 53H72V51H70L69 54H70ZM79 53H81V52L79 51ZM82 53H83V52H82ZM140 53H141V54H140ZM228 53H229V54H228ZM237 53H238V52H237ZM7 54H6V55H7ZM11 54H12V53H11ZM62 54H61V56H62ZM146 54H147V53H146ZM146 54H145V55H146ZM233 54H234V53H233ZM245 54H246V53H245ZM127 55H128V54H127ZM225 55H226V54H225ZM7 56L10 57V55H7ZM61 56H60V57H61ZM80 56H81V54H80ZM135 56L133 57V56H129V55H128V57H130V58H129V60H130L129 62H130V63H131V61H132L133 59H135ZM238 56H239V55H238ZM242 56H244V55H242ZM242 56H239V58H240V57L242 58ZM68 57H69V56H68ZM71 57H72V56H71ZM83 57H84V56H83ZM132 57H133V59H132ZM229 57H230V56H229ZM74 58H75V56H74ZM84 58H85V57H84ZM123 58H124V56H123ZM126 58H127V57H126ZM235 58H236L235 60H237V57H235ZM241 58H240V59H241ZM62 59H63V58H62ZM77 59H78V58H77ZM131 59H132V60H131ZM231 59H232V58H231ZM231 59H230V61H231ZM247 59H249V60H247ZM78 60H79V59H78ZM85 60H86V59H85ZM85 60H84V61H85ZM228 60H229V59H228ZM232 60H233V59H232ZM9 61H11V60H9ZM9 61H8V62H9ZM71 61H73V60L71 59ZM133 61H134V60H133ZM218 61H219V60H218ZM223 61H224V60H223ZM248 61H249V62H248ZM8 62H7V64H8ZM11 62H12V61H11ZM11 62L8 64V66L11 65ZM212 62H215V61L212 60ZM219 62H220V61H219ZM225 62H226V60H225ZM225 62H224V63H225ZM227 62H228V61H227ZM233 62H235V61H233ZM239 62H241V60H240ZM80 63H81V62H80ZM85 63H86V62H85ZM132 63H133V62H132ZM210 63H211V62H210ZM210 63H209V64H210ZM221 63H222V61H221ZM224 63H222V64H224ZM235 63H236V62H235ZM237 63H238V62H237ZM237 63H236V64H237ZM7 64H5V65L7 66ZM12 64H13V62H12ZM70 64H71V63H70ZM211 64H213V63H211ZM227 64H228V63H227ZM227 64H226V65H227ZM231 64L233 65V63H231ZM262 64H263V65H262ZM29 65H30V64H29ZM213 65H214V64H213ZM215 65H218V66H219L218 68H220V67L222 68L225 64L220 66V64H218V62H215ZM232 65H231V67H229V68H232ZM6 66H5V67H6ZM30 66H32V65H30ZM205 66H206V65H205ZM210 66L212 67V65H208V67H210ZM227 66H229V65H227ZM233 66H234V65H233ZM9 67H10V66H9ZM13 67H14V66H13ZM70 67H71V66L69 65L68 68H70ZM79 67H80V66H79ZM79 67H78V69H79ZM81 67H82L83 70L85 71V69H84V67H83L82 64H81ZM68 68H67V70H68ZM212 68H213V67H212ZM216 68H217V66H216ZM216 68H213L214 71L216 70ZM221 68H220V69H221ZM226 68H228V67H226ZM229 68H228V69H229ZM1 69H2V68H0V70H1ZM26 69H27V68H26ZM72 69H75V68L73 67ZM213 69H212V70H213ZM220 69H219V71H220ZM224 69H225V68H224ZM228 69H225V71L228 70ZM236 69L238 70L237 67H236ZM241 69H240V70H241ZM30 70H31V69H30ZM83 70H81L82 73H84ZM175 70H176V69H175ZM175 70H174V71H175ZM209 70H210V69H209ZM212 70H211V72L213 73V75H216V76H217V74H218V76L220 77V73H222V72L215 74V72L212 71ZM230 70H231V69H230ZM234 70H235V68H234ZM237 70H235V71H237ZM7 71H8V69H7ZM7 71H6L5 73H7ZM73 71H74V70H73ZM79 71H80V70H79ZM169 71H170V70H169ZM174 71H173V74H174ZM221 71H223V70L221 69ZM238 71H239V70H238ZM238 71H237V72H238ZM0 72H2V70H1ZM11 72H13L12 74H15L14 70H12ZM69 72H72V71H69ZM176 72H178V71H175V73H176ZM232 72H233V69H232ZM5 73H4V74H5ZM16 73H17V72H16ZM19 73H20V72H19ZM168 73H170V72H168ZM179 73H180V72H179ZM209 73H210V72H209ZM1 74H2V73H1ZM17 74H18V73H17ZM27 74H28V71H27ZM29 74H30V73H29ZM66 74H67V73H66ZM171 74H172V73H171ZM177 74H178V73H177ZM232 74H234V73H232ZM24 75H25V74H23V76H20L19 78H18L17 76H16V77H17L18 80H21V81H22V80L24 79ZM31 75H32V74H31ZM63 75H64V73H63ZM82 75H83V74H82ZM223 75H224V74H223ZM227 75H228V74H227ZM4 76H5V75H4ZM6 76H7V74H6ZM18 76H19V75H18ZM32 76H33V75H32ZM64 76H65V75H64ZM169 76H170V75H169ZM169 76H168V77H169ZM175 76H176V75H175ZM177 76H178V75H177ZM229 76H230V74H229ZM234 76H237V75H233V77H234ZM16 77H14V78H16ZM22 77H23V78H22ZM61 77L63 78V76H61ZM65 77H66V76H65ZM80 77H81V73H80ZM171 77H173V76L171 75ZM225 77H226V75H225ZM225 77H224V78H225ZM233 77H232V78H233ZM237 77H239V76H237ZM237 77H236V78H237ZM72 78H73V77H72ZM75 78H76V77H75ZM82 78H84V77H82ZM173 78H175V77H173ZM173 78H171V79L175 82L176 80H174ZM214 78H215V77H214ZM222 78H223V77H222ZM224 78H223V80H224ZM229 78H230L229 80L232 81L231 76H230ZM9 79H11V78H9ZM66 79H67V78H66ZM85 79H87V78H85ZM166 79H167V77H165V80H166ZM169 79H170V78H169ZM216 79H217V78H216ZM220 79H221V77H220ZM227 79H228V78H227ZM241 79H240V80H241ZM15 80H16V79H15ZM28 80H29V78H28ZM28 80H27V81H28ZM76 80H77V79H76ZM165 80H164V81H165ZM172 80H171V81H172ZM217 80L219 81V79H217ZM225 80H226V78H225ZM233 80H234V79H233ZM16 81H17V80H16ZM23 81H25V80H23ZM29 81H31V80H29ZM29 81H28V82H29ZM61 81H63V80H61ZM166 81H167V80H166ZM168 81H169V80H168ZM231 81H230V82H231ZM1 82H2V81H1ZM5 82H6V81H5ZM5 82H4V83H5ZM8 82H9V81H8ZM17 82H18V81H17ZM19 82H20V81H19ZM80 82H81V81H80ZM174 82H173V83H174ZM230 82H229V84L232 83V82H231V83H230ZM234 82H235V81H234ZM29 83H30V82H29ZM68 83H69V82H68ZM75 83H76V81H75ZM83 83H84V81H83ZM86 83H87V82H86ZM108 83H109V82H108ZM165 83L167 84L168 82H165ZM165 83H164V84H165ZM169 83H170V82H169ZM169 83H168V84H169ZM173 83L171 82V85H172ZM216 83H219V85H221L220 83H222V80H221V82L219 81V82H216ZM223 83H224V82H223ZM236 83H237V82H236ZM236 83H235V84H236ZM6 84H7V83H6ZM11 84H12V82H11ZM76 84H77V83H76ZM84 84H85V83H84ZM87 84H88V83H87ZM242 84L244 85V88H245V90H246L247 86H245V83H244V82H242ZM1 85H2V84H1ZM31 85H32V84H31ZM59 85H60V86L58 87V90H59L60 87L63 86L62 83H61V84L59 83ZM61 85H62V86H61ZM85 85H86V84H85ZM85 85H82V86H85ZM169 85H170V84H169ZM215 85H218V84H215ZM5 86H6V85H5ZM7 86H9V85H7ZM13 86H15V85H12V87H13ZM28 86H29V85H28ZM221 86H222V85H221ZM237 86H238V85H237ZM12 87L9 86L8 88H12ZM18 87H19V86H18ZM26 87H27V83H26L25 88H26ZM31 87H32V86H30V88H31ZM65 87H67V84H66ZM85 87H88V86H85ZM216 87L218 88V87H220V86H216ZM0 88H2V87H0ZM8 88H7V89H8ZM13 88H14L13 90H14L15 92H16L17 90H19V88H18L17 90H15L17 87H13ZM21 88H22V87H21ZM88 88H89V87H88ZM217 88H215V89H217ZM220 88H221V87H220ZM223 88H224V87H223ZM228 88H229V87H228ZM228 88H227V89H228ZM5 89H6V88H5ZM55 89H56V88H55ZM63 89H64V88H63ZM79 89H81V88H79ZM229 89H231V87H230ZM229 89H228V90H229ZM236 89H238V87H237ZM242 89H243V87H242ZM242 89H241L240 91H242ZM10 90L12 91V89H10ZM26 90H27V88H26ZM81 90H82V89H81ZM83 90H84V89H83ZM245 90H243V91H245ZM0 91H1V90H0ZM19 91H20V90H19ZM28 91H29V90H28ZM61 91H62V89H61ZM85 91H86V90H85ZM158 91H159V90H158ZM237 91H238V90H237ZM243 91H242V92H243ZM3 92H4V91H3ZM3 92H2V93H3ZM232 92H233V91H232ZM242 92H241V94H242ZM0 93H1V92H0ZM4 93H7V92H4ZM8 93H9V92H8ZM16 93H17V94H16ZM16 93H15V94L18 95L20 92L18 93V91H17ZM22 93H23V91L21 92V94H22ZM62 93H63V92H62ZM156 93H157V91H156ZM158 93H159V92H158ZM215 93H217V92H215ZM233 93H234V92H233ZM235 93H236V92H235ZM235 93L232 94V95L235 96ZM243 93H244V92H243ZM9 94H11V93H9ZM12 94H13V93H12ZM12 94H11V95H12ZM26 94H27V93H26ZM57 94H58V93H57ZM59 94H60V93H59ZM59 94H58V96H59ZM228 94H229V93H228ZM0 95H1V94H0ZM29 95H30V93H29ZM60 95H61V94H60ZM226 95H227V93H226ZM230 95H231V94H230ZM232 95H231V96H232ZM1 96H2V95H1ZM1 96H0V97H1ZM6 96H7V95H6ZM18 96H19V95H18ZM26 96H27V95H26ZM58 96H57V97H58ZM199 96H200V95H199ZM234 96H232V98H234ZM258 96H260V97H258ZM19 97H20V96H19ZM55 97H56V96H55ZM55 97H54V98H55ZM61 97H64V95L61 96ZM156 97H157V96H156ZM158 97H159V96H158ZM191 97H192V96H191ZM194 97H196V95H195ZM194 97H192L191 99L193 100ZM200 97H201V96H200ZM206 97H207V96H206ZM209 97H210V96H209ZM225 97H226V96H225ZM227 97H228V96H227ZM227 97H226V99H228ZM229 97H230V96H229ZM5 98H7V97H5ZM5 98H0V99H2L3 102H7V101L10 100V99H9V100L4 101L3 99H5ZM24 98H25V97H24ZM230 98H231V97H230ZM255 98H254V99H255ZM21 99H22V98H21ZM59 99H61V98L59 97ZM59 99H58V100H59ZM62 99H63V98H62ZM205 99L208 100L209 98H205ZM216 99H217V100H215V106H218V105H222V104H224L223 100H220L219 97L216 98ZM226 99H225V100H226ZM237 99H238V98H237ZM237 99H236V100H237ZM13 100H14V98H13ZM15 100H16V99H15ZM22 100H23V99H22ZM25 100H26V98H25ZM54 100L57 101V99H54ZM184 100H185V99H184ZM218 100H219L220 102L217 104V101H218ZM182 101H183V100H182ZM208 101L210 102V100H208ZM208 101H207V102H208ZM221 101H222L223 103H222ZM249 101H250V100H249ZM261 101H262V100H261ZM3 102H2V103H3ZM9 102H10V101H9ZM58 102H61V100H59ZM58 102H57V103H58ZM152 102H153V101H152ZM185 102H186V101H185ZM209 102H208V103H209ZM232 102H233V101H232ZM14 103H15V101H14ZM187 103H188V105H189V103H190V99H189V101H188ZM205 103H206V102H205ZM225 103H226V102H225ZM230 103H231V101H230ZM230 103H229V104H230ZM252 103H253V102H252ZM261 103H262V102H261ZM18 104H19V103H18ZM61 104H62V103H61ZM64 104H65V103H64ZM177 104H179V103H177ZM196 104H197V103H196ZM201 104H202V103H201ZM216 104H217V105H216ZM247 104H248V106L250 105L249 103H247ZM254 104H255V103H254ZM254 104H253V105H254ZM263 104H264V102H263ZM10 105L13 106L12 103H11ZM57 105H58V104H57ZM193 105H194V104H193ZM209 105H211V104H209ZM225 105H226V104H225ZM225 105H223V106L225 107ZM261 105H262V104H261ZM0 106H1V105H0ZM2 106H3V105H2ZM16 106H17V103H16V105H15V108H13V107L10 108V106H9L8 108H10V109L12 110V109H16ZM24 106H26V104H24ZM183 106H184V105H183ZM203 106H204V105H203ZM203 106H202V107H203ZM227 106H228V104H227ZM239 106H240V105H239ZM243 106H244V105H243ZM248 106H247V107H248ZM254 106H255V105H254ZM6 107H7V106H6ZM6 107H5V108H6ZM58 107H59V105H58ZM197 107H198V106H197ZM247 107H246V108H247ZM255 107H256V106H255ZM261 107H262V106H261ZM5 108H4V109H5ZM62 108H63V107H62ZM74 108H75V107H74ZM184 108H185V107H184ZM206 108H207V107H206ZM209 108H210V107H209ZM221 108H222V107H221ZM238 108H240V107H238ZM238 108H236V111L239 110ZM249 108H251V107L249 106ZM4 109H2V110H4ZM10 109H7V110L5 109L4 111H5V112H6V111H9V114L12 113V112H14V111L11 112ZM21 109H22V108H21ZM187 109H188V108H186V110H187ZM196 109H197V108H196ZM199 109H201V108L199 107ZM199 109H198V110H199ZM211 109H212V107H211ZM17 110H18V109H17ZM75 110H76V109H75ZM220 110H221V109H220ZM250 110H251L252 113L254 114V115L252 114V116H254V122H253V123H254V128H255L256 133L258 134V133H260L261 131H263V132H261V134H264V107L261 108V109L258 108V109H255V110L251 108ZM240 111H241V108H240ZM240 111H238V114H236V112H235V114H236L235 116H230V122H231V125L234 126V128L237 127L234 131H236V130H238V129H242V128L244 129V128H245V127H244L243 125H241V124H242V122L247 118V117H246L247 115H246L244 112H243V113H240ZM245 111H246V110H245ZM5 112H4V113H5ZM190 112H191V111H190ZM217 112H218V111H217ZM232 112H234V111H231V114H233ZM219 113H220V112H219ZM222 113L224 114V112H222ZM228 113H229V112H228ZM228 113H227V114H228ZM5 114H6V113H5ZM12 114H13V113H12ZM18 114H19V112L17 111V116H18ZM21 114H22V113H20V116H21ZM214 114H216V113H214ZM214 114H212V115H214ZM227 114H225V117H226V116L229 117V115H227ZM23 115H25V114H23ZM143 115H144V114H143ZM216 115H217V114H216ZM0 116H1V115H0ZM7 116H8V112H7ZM12 116H13V115H12ZM144 116H145V115H144ZM146 116H147V115H146ZM15 117H16V116H15ZM24 117H25V116H24ZM112 117H114V115H113ZM141 117H142V116H141ZM214 117H215V116H214ZM250 117H251V116H250ZM2 118H4V120H5V117H2ZM10 118H11V117H10ZM18 118H19V117H17V119H18ZM21 118H22V116H21ZM222 118H223V117H222ZM11 119H12V118H11ZM198 119H199V118H198ZM200 119H201V118H200ZM202 119L204 120V118H202ZM211 119H212L213 122H215V121L213 120V118H209V120H211ZM249 119H250V118H249ZM12 120H15V119L13 118ZM19 120H20V118H19ZM224 120L227 121V118H225ZM17 121H18V120H17ZM17 121H16V122H17ZM206 121H207V120H206ZM228 121H229V118H228ZM251 121H252V120H251ZM8 122H10V121H8ZM16 122H15V123H16ZM19 122H20V121H19ZM109 122H110V121H109ZM133 122H134V121H133ZM196 122H197V120H196ZM200 122H201V121H200ZM217 122H218V121H217ZM15 123H14V124H15ZM107 123H108V122H107ZM135 123H136V122H135ZM198 123H199V122H198ZM198 123H195V124H198ZM244 123H245V121H244ZM12 124H13V123H12ZM17 124H18V123H17ZM192 124H193V123H192ZM207 124H208V123H207ZM15 125H16V124H15ZM213 125H214V124H213ZM220 125H222V124H220ZM246 125H247V124H246ZM2 126H4V125H2ZM105 126H106V125H105ZM111 126H112V125L110 124V127H111ZM187 126H188V125H187ZM198 126H199V125H198ZM200 126H203V123H202ZM217 126H219V124L216 125V127H217ZM227 126H228V125H227ZM242 126H243V127H242ZM4 127H5V126H4ZM90 127H91V126H90ZM103 127H104V125H103ZM106 127H108V125H107ZM189 127H190V126H189ZM211 127H212V126H211ZM219 127H220V126H219ZM221 127H222V126H221ZM221 127H220V128H221ZM225 127H226V126H225ZM225 127H224V129H225ZM240 127H242V128H240ZM87 128H89V127H87ZM184 128H187V127L184 126ZM199 128H200V127H199ZM203 128H205V129H206V128L209 129L208 126H207V127L205 126V127H203ZM227 128H229V127H227ZM251 128L253 129V127H251ZM3 129H4V128H3ZM13 129H15L14 126H13ZM103 129H104V128H103ZM188 129H189V128H188ZM200 129H201V128H200ZM213 129H214V128H213ZM218 129H219V128H218ZM243 129H242V130H243ZM245 129H246V128H245ZM245 129H244V130H245ZM252 129H250V131H251ZM88 130H90V129H88ZM114 130H115V128H114ZM116 130H117V129H116ZM116 130H115V132H116ZM136 130L138 131V129H136ZM196 130H197V129H196ZM210 130H211V129H210ZM215 130H217V128H216ZM215 130H214V131H215ZM253 130H254V129H253ZM253 130H252V132H253ZM142 131H143V130L140 129V133H138V134H139V135L143 134ZM158 131H159V130H158ZM171 131H172V130H171ZM186 131H187V132L189 131V133H190V130H186ZM193 131H195V128L193 129ZM198 131H199V130H198ZM198 131H197V133H198ZM217 131L220 133L221 131H223V129H222L221 131H219V130H217ZM245 131H246V130H245ZM111 132H112V131H111ZM111 132H110V133H111ZM115 132H114V134H115ZM141 132H142V133H141ZM167 132H168V131H167ZM169 132H170V131H169ZM187 132H186V134H187ZM209 132H210V131H209ZM229 132L231 133V130H230ZM229 132H228V133H229ZM242 132H243V131H242ZM103 133H105V132H103ZM119 133L122 134L121 132H119ZM158 133H159V132H158ZM161 133H162V132H161ZM204 133H205V132H203V134H204ZM206 133H207V132H206ZM210 133H211V132H210ZM210 133H209V134H210ZM222 133H223V132H222ZM225 133H227V131H225ZM230 133H229V134H230ZM248 133H249V132H248ZM253 133H255V132H253ZM105 134H106V133H105ZM108 134H109V133H108ZM108 134H107V135H108ZM120 134H119V135H120ZM135 134H136V133H135ZM148 134H149V133H147V135H148ZM162 134H164V136H165V135L168 134V133L165 134V133L163 132ZM170 134H172V132H171ZM190 134H191V133H190ZM190 134H188V135H190ZM209 134H207V135H209ZM211 134H212V133H211ZM220 134H221V133H220ZM244 134H246V132H244ZM250 134H251V133H250ZM112 135H113V133H112ZM117 135H118V134H117ZM117 135H115V136L119 138L120 136H117ZM150 135H153V134H150ZM159 135H160V133H159ZM188 135H186V136L188 137ZM191 135H192V134H191ZM191 135H190V137H192ZM196 135H197V134H196ZM196 135H193V136L196 138ZM199 135H200V134H198L197 136H199ZM205 135H206V134H205ZM207 135H206V136H207ZM251 135H252V134H251ZM255 135H256V134H254V136H255ZM259 135H260V134H259ZM110 136H111V135H110ZM141 136H142V135H141ZM148 136H149V135H148ZM153 136H154V135H153ZM157 136H158V135H157ZM161 136H163V135H161ZM166 136H167V135H166ZM176 136H177V135H176ZM211 136H212V135H209V137H211ZM230 136H231V135H230ZM256 136L259 137L258 135H256ZM111 137H112V136H111ZM121 137H123V136H121ZM169 137H170V136H169ZM187 137H186V138H187ZM194 137H192V138L195 140V141H194V140H193V141L196 142L197 139H195ZM200 137H201V135H200ZM200 137H199V138H200ZM228 137H229V136H228ZM246 137H248V134H247ZM260 137H262V136H260ZM263 137H264V136H263ZM0 138H1V137H0ZM69 138H70L69 136H67V137L65 138L66 141H67V142H66V145L68 144V142H70V141H68ZM118 138H116V139H118ZM142 138H143V136H142ZM148 138H149V137H147L145 140H148ZM171 138H172V136H171ZM177 138H178V136H177ZM199 138H198V140H199ZM205 138H206L207 141H208V138H207V137H205ZM211 138H212V137H211ZM211 138H210V139H211ZM229 138H230V137H229ZM239 138H240V137H239ZM239 138H238V139H239ZM242 138H244V137H242ZM70 139H72V138H70ZM151 139H152V138H151ZM153 139H154V138H153ZM153 139H152V140H153ZM188 139H189V137H188ZM249 139H250V137H249ZM251 139H253V138L251 137ZM258 139H259V138H258ZM258 139H257V141L261 140V139H259V140H258ZM263 139H264V138H263ZM72 140H73V139H72ZM103 140H104V139H103ZM103 140H102V141H103ZM189 140H190V139H189ZM244 140H245V139H244ZM102 141H101V142H102ZM108 141H109V140H106V143H107ZM118 141H119V140H118ZM149 141L152 142L151 140H149ZM156 141H158V140L156 139ZM166 141H168V143H169V139L166 140ZM170 141H171V140H170ZM174 141H175V140H174ZM190 141H191V140H190ZM253 141H255V140H253ZM262 141H264V140H262ZM109 142H111V144H105V146H106L107 148H106L105 146H103V147H105V149H108V150L111 151V152H114V150H116L115 147H116L117 145L113 144L115 141H114V142L109 141ZM120 142H121V141H120ZM143 142H144V141H143ZM146 142H147V141H146ZM153 142H154L153 144H155V141H154V140H153ZM161 142H162V141H161ZM260 142H261V141H260ZM74 143H75V142H74ZM117 143H118V142H117ZM164 143H165V141H164ZM168 143H167V144H168ZM172 143H173V141H172ZM191 143H193V142H191ZM196 143H198V142H196ZM100 144L103 145L104 143L102 142V143H100ZM118 144H119V143H118ZM141 144H142V143H141ZM141 144H140V145H141ZM147 144H148V143H147ZM147 144L144 143V145H147ZM156 144H159V142H157ZM182 144H183V143H182ZM199 144H201V140H200ZM202 144L205 145L206 142L204 143V140H203V143H202ZM202 144H201V145H202ZM207 144H209V143L207 142ZM207 144H206V147L208 146ZM213 144H214V143H213ZM258 144H259V143H258ZM260 144H261V143H260ZM262 144H263V143H262ZM51 145H52V144H51ZM69 145H70V144H69ZM69 145H68V146H69ZM71 145H72V144H71ZM120 145L123 146L122 143H120ZM161 145H162V144L160 143V146H161ZM197 145H198V144H197ZM197 145H194V146H197ZM201 145H200V146H201ZM204 145H203V147H204ZM49 146H50V145H49ZM72 146H73V145H72ZM97 146H98V145H97ZM97 146H96V147H97ZM152 146H153V145H151V147H152ZM160 146H158L157 148H160ZM162 146H163V145H162ZM172 146H173V145H172ZM175 146H176V145L174 144V147H175ZM263 146H264V144H263ZM263 146H260V147L264 148ZM50 147H52V146H50ZM66 147H67V146H66ZM75 147H76V144H75V146H74L73 148H75ZM78 147H79V146H78ZM91 147H92V146H91ZM94 147H95V146H94ZM94 147H93V148H94ZM123 147H124V146H123ZM126 147H127V146H126ZM146 147H147V146H146ZM155 147H156V146H155ZM167 147H168V146H167ZM176 147H177V146H176ZM214 147H215V145H214ZM214 147H213V148H214ZM260 147H259V148H260ZM45 148H47V147H45ZM80 148H82V147H80ZM89 148H90V147H89ZM129 148H130V147H129ZM129 148H128V149H129ZM132 148H133V146H132ZM132 148H130V149H132ZM153 148H154V147H153ZM163 148H164V147H163ZM163 148H161V149H163ZM197 148H198V146H197ZM48 149H49V148H47V151H48V153H49V150H51V149H49V150H48ZM69 149H71V147H70ZM75 149H77V148H75ZM90 149H91V148H90ZM100 149H101V147L99 148V150H100ZM103 149H104V148H103ZM118 149H119V148H118ZM147 149H148V148H147ZM165 149H166V148H165ZM165 149H163V155H162L161 159H162V158H163V159H164V158H167V156H168V155H167V156L165 157V155H164V153H166ZM215 149H217V148L215 147ZM52 150H53V148H52ZM93 150H95V149H93ZM99 150H98V152H99ZM101 150H102V149H101ZM119 150H120V149H119ZM135 150H138V149H135ZM166 150H167V149H166ZM169 150H170V148H169ZM173 150H174V152H175L176 148H174ZM173 150H172V154L174 153ZM207 150H209V149H207ZM212 150H214V149H211V151H212ZM219 150H220V149H218V152H220ZM251 150H252V149H251ZM260 150H261V148H260ZM43 151H44V150H43ZM76 151H78V149H77ZM156 151H157V150H156ZM164 151H165V152H164ZM214 151H215V150H214ZM235 151H236V150H235ZM237 151H238V150H237ZM40 152H41V151H40ZM45 152H46V151H44V154L47 155L48 153H45ZM51 152H52V151H50V153H49V155L51 154V155H50V156H51L50 158H52V155L54 156V154L51 153ZM60 152H61V151H60ZM60 152H59V153H60ZM86 152H87V154H88V152L90 153L91 151H87V150H86ZM86 152H84V155H86ZM117 152H118V151H117ZM117 152L115 151L116 154H112V155L115 157V158H114V161L112 160L113 164H111L112 162H111V163H107V161H105L106 164H107V166L105 167V168H106L105 172H107V171L110 172V173H111V174H110V177H109V176L107 177V175L104 176V179H105V177H107V178H106L105 180H103V178H102L103 181H101V179H100L101 182H99V183H98V181H96V182H95V181H92V182H91L92 179L89 180V179H88V176H91V177H92V175H98V174H100L99 171L96 170V171L98 172V174H95V173H94V174L91 175V173H93V171H92V172H91V171L89 172V170L92 169V167H91V169L89 168V170H88V172H89L90 175H88L87 178H86V176H84V179H86V180L83 182V184H82V182H80V183H81L82 185L85 184L86 187H87V189H88V186H91L90 188H93V191H94V187H96V186H97V187H96L97 189H100V187H103V191H104V192L111 193V195H112L113 197H112V199L110 198L109 200H105L104 198H102V200H99V201H97V202H98V203H101V204H103V203L108 204V203H109V204H110V206H109L110 208H111V207L113 208L114 206H116V209H117V208H121L122 206L125 205L123 210H124L125 212L129 213L131 210H130V209L126 210L129 206H132V205L135 206V204H136V205L138 206V207H136V209H138V208L140 207V206L138 205V203H139L138 200H143L142 203L145 202V200H144V199H141L138 195H137L138 198H136L137 200H136V199H132V195H131V196L129 195L130 192H132V191H136L137 193L140 194V196L143 194V197H144V195H145L146 193L153 194L154 192H157L156 190H158V189H156V188H158L157 185H158V186L160 185V184H159V181H158V180H156L155 182L152 181L153 179H152V176H151V175H150L151 177H150L149 179H152V180H151L152 182H151L149 179H145V178H146V173H147L148 171L154 169V168L158 165V163H157L158 160L156 159V154L159 155L160 152L162 153V151H161V150H160V152L158 151L159 153L155 152V157H154V155H152L153 152H152V154H151L152 156H151L150 154H147L148 157H147V156L145 157V154H141V153H144V152H141V153H139L138 155H134V154H133V156L130 155V157H129L128 155H126L125 152H123V151H121V152L118 153V154H117ZM202 152H203V151H202ZM209 152H210V150H209ZM232 152H233V151H232ZM232 152H231V154H232ZM241 152H242V151L240 150L239 153H241ZM248 152H249V150H248ZM260 152H262V151H260ZM57 153H58V152H57ZM73 153H74V152H73ZM94 153H95V151H94ZM99 153H101V152H99ZM133 153H134V152H133ZM169 153H170V152H169ZM176 153H177V151H176ZM176 153H174L173 156H174ZM210 153H211V152H210ZM210 153H209V154H210ZM239 153H238V154H239ZM242 153H243V152H242ZM244 153H245V152H244ZM252 153H253V152H252ZM252 153H251V155L255 154V153H253V154H252ZM38 154H39V153H38ZM60 154H61V153H60ZM79 154H80V153H78V154H77V153L74 154V157H75L76 155H78V156L80 157V158L75 157V159H76V158L78 159V162H80L79 159H82V157L85 158L86 160L88 159V158H86L85 156H80ZM91 154H92V153H91ZM129 154H130V153H129ZM135 154H136V153H135ZM199 154H200V153H199ZM206 154H208V153H206ZM238 154H235V156H236L237 158H238V156H237ZM246 154H247V153H245L243 156L246 157V156H247ZM260 154H261V153H260ZM262 154H263V153H262ZM49 155H47V156H49ZM57 155H58V154H57ZM71 155H73V154H71ZM81 155H82V154H81ZM93 155H94V154H93ZM149 155H150V157H149ZM170 155H171V153H170ZM204 155H205V154H204ZM214 155H215V154H214ZM229 155H230V154H229ZM39 156H40V154H39ZM68 156H69V155H68ZM88 156H89V154H88ZM96 156H97V155H96ZM98 156H99V155H98ZM104 156H108V157L111 158V155L109 156V155H107V154H104L103 157H104ZM159 156H161V154H160ZM163 156H164V157H163ZM171 156H172V155H171ZM175 156H177V155H175ZM200 156H201V155H200ZM208 156H209V155H208ZM208 156L206 157V155H205L206 158H208ZM221 156H222V155H221ZM223 156H224V155H223ZM249 156H250V155H249ZM254 156H256V155H254ZM259 156H260V155H259ZM2 157H3V156L1 155V158H2ZM40 157H43V158L45 159L44 156H40ZM61 157H62V156H60V158H61ZM69 157H70V156H69ZM153 157H154L155 159H154ZM196 157H197V156H196ZM210 157H213V155H212V156L210 155ZM229 157H230V156H229ZM240 157H241V155H240ZM250 157H251V156H250ZM257 157H258V155H257ZM1 158H0V160H1ZM3 158H4V157H3ZM46 158H47V157H46ZM50 158H49V159H50ZM60 158H58V160H60ZM63 158H64V157H63ZM63 158H61V160H62ZM92 158H93V157H92ZM101 158H102V155H101ZM173 158H175V157H173ZM176 158H177V157H176ZM176 158H175V160H176ZM199 158H200V157H199ZM213 158H214V161L217 162V160H215L216 156L213 157ZM237 158L234 157L233 160H235V159H237ZM254 158H255V157H254ZM72 159H74V158H72ZM75 159H74V160H75ZM85 159H84V161H85ZM159 159H160V158H159ZM163 159H162V160H163ZM167 159H170V158H167ZM208 159H210V158H208ZM208 159H207V160H208ZM224 159H226V158L224 157ZM245 159H246V158H245ZM245 159L242 158V160H243L244 162H245ZM82 160H83V159H82ZM88 160H89V159H88ZM88 160H87V161H88ZM103 160H104V159H103ZM103 160H102V161H103ZM105 160H106V158H105ZM107 160L109 161V158H108ZM110 160H111V159H110ZM164 160H165V159H164ZM164 160H163V161H164ZM211 160H212V159H210L209 161H211ZM219 160H220V156H219ZM230 160H232V158H231V159H228V161H230ZM239 160H240V159H239ZM248 160L251 161L250 159H248ZM248 160H247V161H248ZM253 160H254V159H253ZM7 161H8V160L6 159V162H7ZM64 161H66V162H68V164H70L69 161H71V160L69 159V161H68V159L65 158ZM76 161H77V160H75V161H73V162H76ZM84 161H83V162H84ZM99 161H100V160H99ZM163 161H162V162H163ZM165 161H166V160H165ZM167 161L169 162V161H171V159H170V160H167ZM173 161H174V160H173ZM212 161H213V160H212ZM212 161H211V162L204 161V164H203V162L200 163L199 160L196 161L197 164H198V162L201 164V166H200V164H199L198 166L196 165V163L194 164V165L197 166V169H187V168H184L185 166H184L183 168H180V167H179L180 170L183 169V172H181L182 170L180 171V173H183V174H184V175H182V177L185 176V174H189V175H188V178L191 177V179H190L188 182L192 181V184H193V182H196V183H197L196 185H197V188H198V189L196 188V186H194L195 183H194L193 185L189 186V187H191V188L194 187V190H195V188H196L197 191H199V193H201V194L198 193V194H199V199H201V197H202L201 195H203L202 193H204V192H208V190H209L210 188L213 187V189H214V188L219 187L218 185H217V187H215L216 185H214V186L212 185V184H217V182L215 183V181H214V180H216V179H217V181H219V182L221 181L223 184L218 183V184H220V187L217 188L218 190H217L216 192H214L215 194H213V193H212V194L214 195V197H215L214 199H215V200H216V198H222V199H221V201H222L221 204L225 203L224 206H226V201H225V198H224V200H223V197H228L229 199H228V198H226V199L229 200V201H235V198L239 200L241 197H244V195L247 197V194L250 193V192L248 193L249 190L247 191V190H245L244 188H238V189H237L238 186L235 187V185H236L235 183H236L237 180L235 181V180L233 179V180L235 181V182L233 181L235 185H232V186L230 185V186H228L229 183H230V182H228V180H227L228 178L226 179L227 181L224 180V181H225V184H224V181H222V180L225 179V178H220L223 174L226 175L225 172H224L222 175H221V173L219 172L221 176L219 175V173L217 174V172H216L217 170H218V171H222V170L224 171V170H226V171H227L226 173L229 174V177H231V176H230L231 174H234V175H236V176H234V178H235V177L238 178L237 173H240V176H239V177H244L245 174H246V173H245V172H246L245 170H247V169L249 168V167H248V168L245 167V165L248 166L247 163H244L245 165L242 164L243 166L240 165V167H238V169H237V168H233L232 165H228V166H226L225 169H224V168L221 169V167H223L224 165H223V166H219V169H218V168H217V169H214V168L211 169V168H209L208 163H209V165H210V163H211V164L213 163ZM223 161H224V160H223ZM237 161H238V160H237ZM247 161H246V162H247ZM6 162H5V163H6ZM60 162H61V161H60ZM60 162H58V164H61ZM66 162H64V163H65V167H63L64 170H65L67 167L70 166V165L66 164ZM100 162H101V161H100ZM100 162H99V163H100ZM162 162H160V163H162ZM168 162H167V163H168ZM219 162H220V161H219ZM235 162H236V161H234L233 163H235ZM239 162L243 163L241 160H240ZM86 163H87V162H86ZM163 163H164V162H163ZM169 163H170V162H169ZM169 163H168V164H169ZM217 163H218V162H217ZM220 163H221V162H220ZM230 163H231V162H230ZM236 163H237V162H236ZM236 163H235V164H236ZM251 163H252L251 165L254 166V168H256V171H257V172H256V175H257V176L260 175V176H259V177H260L259 180H263V179H264V157H263V158H260L259 161H253V162H251ZM49 164H50V163H49ZM100 164H101V163H100ZM103 164H105V163H103ZM103 164H102V165H103ZM165 164H166V163H164V164H162V165L165 166ZM174 164H175V163H174ZM174 164H172V162H171V165H174ZM177 164H178V162H177ZM179 164H180V163H179ZM179 164H178V166H179ZM224 164H225V163H224ZM228 164H229V163H228ZM248 164H250V162H248ZM256 164H258V165H256ZM71 165H72V162H71ZM80 165H81V164H80ZM102 165H101V167H102ZM218 165H219V163H218ZM218 165H217V167H218ZM61 166H62V164H61ZM73 166H74V165H73ZM73 166H72L71 168H74V167H75V166H74V167H73ZM92 166H93V165H92ZM98 166L100 167V165H98ZM110 166H111V167H110ZM164 166H163V167H164ZM166 166H167V165H166ZM166 166H165V167H166ZM192 166H193V165H192ZM192 166H191V167H192ZM199 166H200V167H199ZM237 166H239V164H238ZM81 167H83V165H82ZM94 167H96V166H94ZM94 167H93V168H94ZM165 167H164V168H165ZM168 167H170V165H168ZM173 167H174V168H172L173 170H174L175 168L178 169L175 165H174ZM194 167H195V166H194ZM198 167H199V168H198ZM53 168H54V167H53ZM76 168H78V166H77ZM79 168H80V167H79ZM79 168H78V170H79ZM102 168H104V167H102ZM164 168H162V169H164ZM188 168H189V166H188ZM232 168L235 169L236 171H234ZM40 169H42V167H41ZM40 169H39V171H40ZM67 169H68V168H67ZM67 169H66V170H67ZM80 169H81V168H80ZM94 169H95V168H94ZM96 169H97V168H96ZM162 169H160V171H161ZM170 169H171V168H170ZM170 169H169V170H170ZM172 169H171V170H172ZM176 169H175L173 172H175ZM184 169H185V170H184ZM231 169H232V170H231ZM43 170L45 171V169H43ZM59 170H60V168H59ZM59 170H57V171H59ZM61 170H63V169H61ZM66 170H65V171H66ZM69 170H70V169H69ZM78 170H77V171H78ZM92 170H93V169H92ZM103 170H104V169H103ZM165 170H166V169H165ZM165 170H164V171H165ZM248 170H250V169H248ZM248 170H247V172H248ZM46 171H47V173L49 172L48 169H47ZM65 171H64V173L61 171L62 174H63V177H64L65 174H66ZM77 171H76V172H77ZM83 171H84V170H83ZM101 171H102V170H101ZM158 171H159V169H158ZM166 171H168V169H167ZM250 171H251V170H250ZM1 172H2V169H0V175H1ZM31 172H32V171H31ZM40 172H42V171H40ZM67 172H68V171H67ZM86 172H87V171H86ZM86 172L84 171V175L86 174ZM88 172H87V174H88ZM152 172L154 173L153 170H152ZM156 172H157V169H156ZM156 172H155V173H156ZM169 172H170V171H169ZM169 172H168V173H169ZM171 172H172V171H171ZM251 172H252V171H251ZM57 173H58V172H57ZM57 173H56V174H57ZM73 173H74V172L70 173V175L72 174V177H73L74 174H75V173H74V174H73ZM81 173H82V172H81ZM148 173H149V172H148ZM153 173H152V174H153ZM161 173H162V172H161ZM178 173H179V171H178ZM244 173H245V174H244ZM252 173H253V172H252ZM43 174H46V173L43 172ZM103 174H104V171H103ZM106 174H108V173H106ZM156 174L158 175V172H157ZM163 174L165 175L166 173L164 172ZM248 174H249V173H248ZM21 175H22V174H21ZM30 175H31V174H30ZM51 175H52V174H51ZM51 175H50V176H51ZM54 175H55V174H54ZM66 175L69 176L68 174H66ZM75 175H76V174H75ZM82 175H83V173H82L81 175L79 174V176H82ZM147 175H148V174H147ZM154 175H155V174H154ZM154 175H153V177H154V178H157V176H154ZM166 175H167L166 177H169L168 174H166ZM173 175H176V177L178 178V176H177L176 173H174ZM173 175H170V176H173ZM19 176H20V175H19ZM19 176H18V177H19ZM27 176H28V175H27ZM36 176H37V175H36ZM50 176H49V175L47 176V174H46V177H45V178L48 177V179H50V178H49ZM77 176H78V174H77ZM180 176H181V175H180ZM180 176H179V178H181ZM210 176H215V177H210ZM28 177H29V176H28ZM31 177H32V176H31ZM43 177H44V175H43ZM53 177H54V176H53ZM56 177H57V176H56ZM63 177L61 176L60 179L63 178ZM70 177H71V176H69L68 179H70ZM74 177H75V176H74ZM102 177H103V176H102ZM144 177H145V178H144ZM148 177H149V175H148ZM224 177H225V176H224ZM226 177H227V176H226ZM259 177H258V178H259ZM22 178H24V177H22ZM38 178H39V177H38ZM51 178H52V177H51ZM92 178H93V177H92ZM100 178H101V177H100ZM143 178L145 179V181L143 180ZM158 178H159V177H158ZM172 178H173V177H172ZM172 178H171V179H172ZM208 178H209V180H210L211 178H214V180L212 179L213 181L211 180L212 183L209 182ZM248 178H249V177H248ZM25 179L27 180V178H25ZM66 179H67V177H66ZM66 179H64V180H66ZM74 179H75V178H74ZM87 179H88V180H87ZM160 179H161V178H160ZM171 179H170V181H171ZM218 179H219V180H218ZM221 179H222V180H221ZM238 179H240V181H239L238 183L242 182V181H241V180H242L241 178H238ZM251 179H252V178H251ZM18 180H20V179H18ZM23 180H24V179H23ZM28 180H29V179H28ZM28 180H27V181H28ZM52 180H53V179H52ZM54 180H55V179H54ZM54 180H53V182H54ZM80 180H81V179H80ZM80 180H79V181H80ZM93 180H94V178H93ZM97 180H98V179H97ZM162 180H163V178H162ZM166 180H167V179H166ZM168 180H169V179H168ZM168 180H167V181H168ZM175 180H176V179L173 178V180L170 182V183H171V186H170V187H172L173 185H174L173 187H175V184H174ZM183 180H184L183 182H185V180H187V179H184V177H183ZM230 180H231V179H229V181H230ZM248 180H249V179H248ZM248 180H246L245 182L247 183ZM20 181L23 182L22 180H20ZM20 181H19V182H20ZM27 181H26V182H27ZM33 181H34V180H33ZM38 181H40V180H38ZM57 181H58V180H57ZM60 181H61V183L64 185L63 187H64V189H65V190H64L63 187H62L61 190H64V192H65V191L67 192V191H68V188H70V187H68L67 182L70 183V180H67V182H66L68 188L65 187V183H64L63 179H61ZM73 181H74V180H73ZM75 181H76V179H75ZM81 181H82V180H81ZM147 181H150V182L148 183ZM157 181H158V182H157ZM163 181H164V180H163ZM179 181H180V180H179ZM252 181H255V180L252 179ZM16 182H17V185H19L18 181H16ZM34 182H35V181H34ZM36 182H37V181H36ZM55 182H56V181H55ZM58 182H59V181H58ZM160 182H161V181H160ZM180 182L182 183V179H181ZM186 182H187V181H186ZM188 182H187V183H188ZM207 182H208V183H207ZM213 182H214V183H213ZM226 182L228 183V185H227ZM245 182H244V183H245ZM249 182H250V180H249ZM256 182H258V180H257ZM261 182H262V181H261ZM27 183H28V184H27ZM27 183L25 184V186L29 185L28 187H30V189L32 188V191H36V188H34V185L31 187V184H32V183H30L29 181H28ZM61 183L59 182L60 185H61ZM77 183H78V182H77ZM80 183H78V184H80ZM161 183H162V182H161ZM187 183H186V184H187ZM210 183H211V185H210ZM238 183H237V184H238ZM244 183L242 182V185H244ZM22 184H23V183H22ZM22 184H20V186H21ZM38 184H39V183H38ZM59 184H57V185H59ZM75 184H76V183H75ZM78 184H77V185H78ZM188 184H189V183H188ZM190 184H191V182H190ZM190 184H189V185H190ZM231 184H233V183H231ZM248 184H249V183H248ZM250 184H252V182H251ZM253 184H255V183H253ZM258 184H259V182H258ZM39 185H41V184H39ZM60 185L57 186L56 188H59ZM71 185H72V184H70L69 186H71ZM77 185H76V186H77ZM176 185H178L177 180H176ZM182 185H184V184H181V186H182ZM238 185H239V184H238ZM245 185H246V184H245ZM260 185H261V184H260ZM20 186H18V187L20 188ZM23 186H24V185H23ZM98 186H99V187H98ZM162 186H163V185H162ZM164 186H165V185H164ZM256 186H257V184H256ZM263 186H264V182H263ZM21 187H22V186H21ZM36 187L38 188V191H40V190H39L40 186H36ZM54 187H55V186H54ZM72 187H73L74 189H77V190L79 189V188H75V186H72ZM78 187H79V185H78ZM182 187H183V186H182ZM185 187H186V186H185ZM185 187H184V188H185ZM209 187H210V188H209ZM251 187H253V186H251ZM261 187H262V186H261ZM25 188H26V187H23L24 190H25ZM33 188H34L35 190H34ZM41 188H42V187H41ZM41 188H40V189H41ZM81 188H83V187H81ZM187 188H188V187H186V189H187ZM191 188H188V190L190 189V191H193ZM249 188H250V187H249ZM249 188H248V189H249ZM21 189H22V188H21ZM44 189H45V188H44ZM44 189H43V190H44ZM59 189H60V188H59ZM59 189H58V192L60 193ZM71 189H72V188H71ZM85 189H86V188H85ZM162 189H163V188H162ZM176 189H177V188H176ZM176 189H174V190H176ZM178 189H179V187H178ZM178 189H177V191H179ZM186 189H185V190H186ZM242 189H243V190H242ZM250 189H251V188H250ZM26 190H27V189H26ZM43 190H42V191H43ZM51 190H52V189H51ZM79 190H80V189H79ZM180 190H181V189H180ZM185 190L183 189V191H185ZM188 190H187V191H188ZM214 190H215V189H214ZM28 191H29V190H27V192H28ZM42 191H41V192H42ZM46 191H47V188H46ZM46 191H45V192H46ZM88 191H89V190H88ZM93 191H91V192H93ZM97 191H98V190H97ZM101 191H102V190L100 189V193H101ZM159 191H161V189L158 190L157 195H160L161 193L163 194V190H162L160 193H159ZM183 191L181 190L180 192L184 193ZM197 191L195 190V193H197ZM250 191H251V190H250ZM254 191H255V190H254ZM262 191H263V190H262ZM262 191H261V192H262ZM18 192H19V190H18ZM27 192H26V193H27ZM29 192H30V191H29ZM45 192H44V193H45ZM52 192H53V190H52ZM54 192H55V189H54ZM62 192H63V191H62ZM64 192H63V193H64ZM66 192H65V193H66ZM72 192H73V191H72ZM74 192H76V191H74ZM74 192H73V193H74ZM91 192H89V194H90ZM166 192H167V191H166ZM185 192H186V191H185ZM251 192H253V190H252ZM42 193H43V192H42ZM44 193H43V194H44ZM47 193H48V191H47ZM47 193H45L44 195H46ZM59 193H58V194H59ZM69 193L72 194L71 191H70ZM76 193H79V194L81 195V193H80L79 191L76 192ZM84 193H85V192H84ZM96 193L99 194L98 192H96ZM158 193H159V194H158ZM175 193H176V192H175ZM177 193H179V192H177ZM190 193L192 194V192H190ZM190 193H189V194H190ZM208 193H209V192H208ZM19 194H20V193H19ZM21 194H22V192H21ZM55 194H56V192L54 193V195H55ZM79 194H77V196H76V194H75L76 197H75V196H73V197H74V198H77V197H78L77 199H79ZM87 194H88V193H87ZM92 194H94V193H92ZM135 194H136V193H135ZM155 194H156V193H155ZM155 194H154V196H155ZM164 194H166V193H164ZM212 194H211V195H212ZM23 195H24V194H23ZM26 195H27V194H26ZM50 195H51V194L49 193V196H50ZM64 195H66V197H67V194H64ZM99 195H100V194H99ZM99 195H97V197H99ZM106 195H108V194L105 193V195H102V197H103V196L105 197ZM146 195H148V194H146ZM170 195H171V194H169L168 196H165V198H166V197H167V198H169V197L172 198V195H171V196H170ZM195 195H196V194H195ZM251 195H252V197H253L254 194H250V195H248V197L251 196ZM255 195H256V194H255ZM21 196H22V195H21ZM39 196H40V195H39ZM55 196H56V195H55ZM81 196H82V195H81ZM108 196H109V195H108ZM125 196H126V197H127V196H130V197H127V198H126ZM175 196H176V195H175ZM256 196H257V197H255V196H254V197H255V198H258V199L260 200V202H259V201L257 202V200H258V199H257V200L255 201V202H257V203L252 202V201H251V203H254V204H255V206L253 205L254 207H256V205H257V207H256V208H258V209H257V210H258L257 212H259V211L261 210V212L264 214V192H262V193H260V195H256ZM26 197H27V196H26ZM43 197H46V196H43ZM90 197H93V196H90ZM90 197H89V198H90ZM95 197H96V196H95ZM158 197L160 198V196H158ZM158 197H157V198H158ZM162 197H163V196H162ZM196 197H197V196H196ZM211 197H212V196H211ZM248 197H247V198H248ZM40 198H41V197H40ZM47 198H48V197H47ZM61 198H62V197H61ZM61 198H60V199H61ZM93 198H94V197H93ZM93 198H91L92 200L89 199V201L91 200L89 204H91V202H93V203L95 204L96 201H94ZM129 198H131V199L129 200ZM145 198H148V196H145ZM150 198L152 199L153 197L150 195ZM155 198H156V196H155ZM170 198H169V201H168L169 203H170ZM189 198H190V196H189ZM197 198H198V197H197ZM202 198H203V197H202ZM209 198H210V197H209ZM244 198H245V197H244ZM247 198H246V199H247ZM37 199H38V198H37ZM53 199H54V198H53ZM65 199H68V198H65ZM70 199H72V198L70 197ZM94 199H95V198H94ZM98 199H99V198H98ZM100 199H101V198H100ZM174 199H175V197H174ZM212 199H213V197L210 198L209 201L212 200ZM249 199H250V198H249ZM253 199H254V198H251L250 200H253ZM41 200H43V199H41ZM79 200H80V199H79ZM154 200H155V199H153V201H154ZM172 200H173V199H172ZM54 201H55V200H54ZM61 201H62V200H61ZM65 201H66V200H65ZM71 201H72V200H71ZM76 201H77L76 203L79 204L78 206H81V205H80V202L78 203V200H76ZM157 201L160 202L159 204L163 203V202H161V198H160L159 200H157ZM164 201H165V200H164ZM198 201H199V203L202 202V201H203V203H204V200H203V199H202V201H200V200H198ZM218 201H219L218 199H217V201H215V203H216V204H215V207H216L217 205L220 206V204L218 203ZM223 201H225V202H223ZM241 201H242V200H241ZM248 201H249V200H248ZM66 202H67V201H66ZM85 202H88V201L86 200ZM97 202H96V203H97ZM148 202H152V200H150V201L148 200ZM210 202H211V201H210ZM238 202H239V201L234 202L236 207L241 205V202H240V203H238ZM242 202H243V201H242ZM69 203H70V201H69ZM74 203H75V200H74ZM98 203H97V204H98ZM146 203H147V202H146ZM169 203H167V201H166V204H167V205H169ZM176 203H177V202H175V205H176ZM203 203H202V204H203ZM232 203H233V202H231V204H232ZM234 203H233V204H234ZM35 204H36V203H35ZM81 204H82V203H81ZM94 204H93V206H94ZM97 204H96V205H97ZM111 204H112V205H111ZM144 204H145V203H144ZM152 204H153V203H151L150 206H152V208H153V206H154V207L157 206L158 203L155 204V205H152ZM170 204H171V203H170ZM233 204H232V205H233ZM247 204H248V203H247ZM59 205H60V204H59ZM59 205H58V203H57V206H58V207H59ZM62 205H63V202H62ZM67 205H69V204L67 203ZM99 205H100V204H99ZM118 205H122V206L117 207ZM145 205H146V204H145ZM161 205H162V204H161ZM244 205H245V202H244ZM72 206H73V205H72ZM170 206H172V205H170ZM170 206H168V208H169ZM173 206H174V205H173ZM204 206H205V205H204ZM219 206H217V207H219ZM68 207H69V206H67V208H68ZM94 207H95V206H94ZM109 207H108V208H109ZM157 207H159V205H158ZM157 207H156V208H157ZM177 207H178V204H177ZM233 207H234V205H233ZM233 207H232V209H233ZM241 207H242V206H240V208H241ZM90 208H93V207H90ZM98 208H101V206L98 207ZM112 208H111V209H112ZM130 208H131V207H130ZM133 208H134V207H133ZM140 208H142V207H140ZM148 208H149V209H147V210L145 209V207H143L142 209H145V211L148 212V210H150L151 207L148 206ZM152 208H151V209H152ZM171 208H172V207H171ZM178 208H179V207H178ZM203 208H204V207H203ZM207 208H208V207H205L204 209H207ZM225 208H226V207H225ZM230 208H231V207H230ZM237 208H238V207H237ZM42 209H43V208H42ZM63 209H64V208H63ZM111 209H109L110 211L108 210V211H109V214H110V212H111L112 210H114V209H112V210H111ZM159 209H160V208H159ZM161 209H162V208H161ZM164 209H165V208H164ZM169 209H170V208H169ZM172 209H173V208H172ZM199 209H200V208H199ZM226 209H227V208H226ZM228 209H229V208H228ZM254 209H255V208H254ZM254 209H253V210H254ZM259 209H260V210H259ZM45 210H46V208H45ZM60 210H61V207H60ZM66 210H67V209H66ZM92 210H93V209H92ZM133 210H134V209H133ZM138 210H139V209H138ZM156 210H157V209H156ZM162 210H163V209H162ZM174 210H175V208H174ZM201 210H202V208H201ZM201 210H200V211H201ZM216 210H217V208H216ZM220 210H222V209H220ZM234 210H235V207H234ZM234 210H231V211H234ZM43 211H44V209H43ZM74 211H75V210H74ZM139 211H141V209H140ZM142 211H144V210H142ZM145 211H144L143 213H145ZM165 211H166V210H165ZM170 211H171V213H170ZM170 211H168L167 213L165 212L166 215L169 214V213L172 215V212L174 213L173 210L170 209ZM180 211H181V210H180ZM212 211H213V210H212ZM217 211H218V210H217ZM224 211H225L224 209H223V211H221V212H223V215H224ZM46 212H47V210H46ZM60 212H62V211H60ZM63 212H64V211H63ZM68 212H69V213H70V212L72 213L73 210H72V211H71V210H70V211L68 210ZM114 212H115V211H114ZM125 212H124V213H125ZM133 212H134V211H133ZM133 212H132V213H133ZM175 212H177V211H175ZM208 212H210V211L207 210V214H208ZM221 212H219V213H221ZM226 212L229 213V211H226ZM255 212H256V210H255ZM257 212H256V213H257ZM64 213H65V212H64ZM91 213H93V211H92ZM104 213H105V211H104ZM115 213H116V212H115ZM130 213H131V212H130ZM140 213H142V212H140ZM151 213H153V212H151ZM179 213H180V212H179ZM212 213H213V212H212ZM235 213H236V211L234 212V214H235ZM237 213H238V212H237ZM41 214H42V213H41ZM41 214H40V217H41ZM45 214H46V213H45ZM49 214H50V213H49ZM105 214H107V213H105ZM109 214H108V216H109L108 219H110V216H111V214H110V215H109ZM122 214H123V213H122ZM153 214H154V213H153ZM163 214H164V213H163ZM177 214H178V213H176V215H177ZM205 214H206V213H205ZM209 214H210V213H209ZM263 214H262V215H263ZM21 215H23V214H21ZM30 215H31V214H29L28 216H29V218H30V220H31V216H30ZM36 215H37L36 213H35V214L33 213V216H36ZM43 215H44V213H43ZM43 215H42V218H43ZM114 215H117V214H112V217H113ZM125 215H126V214L121 215V216L123 217V216H125ZM134 215H135V214H134ZM161 215H162V212H161ZM164 215H165V214H164ZM166 215H165V216H166ZM178 215H179V214H178ZM239 215H240V214H239ZM23 216L26 218L25 215H23ZM33 216H32V218H34ZM38 216H39V214H38ZM61 216H62V215H61ZM70 216H71V215H70ZM131 216H133V215L131 214L129 217H127V216H126V217L129 218V219H131V220H132V219H133V220H136L135 217L132 218ZM212 216H213V215H211V217H212ZM231 216H232V218H233L234 215H232V213H231ZM254 216H256V219L259 218V217H257L258 215H254ZM260 216H261V214H260ZM19 217H20V216H19ZM19 217H17V218H19ZM21 217H22V216H21ZM21 217H20V218H21ZM112 217H111V218H112ZM126 217H123L124 220H125ZM161 217H163V216H161ZM167 217H168V215H167ZM204 217H205V216H204ZM204 217H203V220H205ZM221 217H222V216H221ZM221 217H220V215H218V218H221ZM224 217H225V216H224ZM229 217H230V216H229ZM229 217H228V218H229ZM236 217H237V216H236ZM36 218H37V216H36ZM66 218H67V217H66ZM69 218H71V217H69ZM103 218H104V217H103ZM115 218H116V216H115ZM173 218H174V217H173ZM173 218H172V219H173ZM225 218H226V217H225ZM261 218H262V217H261ZM261 218H260V219H261ZM34 219H35V218H34ZM34 219L31 220V222H30V226H31V227L29 228V230H27L28 228H26V230L28 231V233H27V235L25 234V235H26V240H25L26 242H25V244H24L25 247H24V245L22 244V246H23L24 248H23V247L20 248V245H18L19 247L15 246V249H16V250H17L18 248L21 249V250L23 249L24 254H23V252H22V254H23V257H24V255H25V258H26V257L29 258L30 256H28V254L31 253V252L33 251V252H34L33 255H34V257H35V261H34V263L36 262L35 264H59V263H61V261H62V257H60V258H61V259L59 260L60 262H58V260L55 261V259H54V258H55L54 256H57L58 253H57L56 255L53 254V250H56L58 247L61 248V245H60L61 243H58L59 241H62V238H60L61 236H60V235H59V236L57 235V237H59V239H58L55 235H53V234H55V232L53 233V230H52V228H51L50 223H47L48 225H47L46 228H45L46 230L44 229V232H42V230L40 231V229H43V228H44V226L46 225V222H49V221L47 220V221L45 222V220H44V222H45V225H44V224H42V222H40V219H39V218H37V219H35V220H34ZM44 219H47V217L44 218ZM60 219H61V218H60ZM108 219L105 218V220H108ZM129 219H128V220H129ZM234 219H235V218H234ZM251 219H252V218H251ZM256 219H255V220H256ZM262 219H263V218H262ZM13 220H14V219H13ZM28 220H29V219H28ZM110 220H111V219H110ZM113 220H114V219H113ZM115 220H117V218H116ZM121 220H122V219H121ZM212 220H213V219H211L210 221H212ZM20 221H22V220H20ZM26 221H27V220H26ZM61 221H62V220H61ZM136 221H137V220H136ZM136 221H135L134 223H136ZM152 221L155 222L154 219H152ZM213 221H214V220H213ZM249 221H250V220H249ZM252 221H253V220H252ZM258 221H259V219H257V223H261V221H260V222H258ZM23 222H24V220L22 221V223H23ZM28 222H29V221H28ZM28 222H27L26 224H28ZM44 222H43V223H44ZM55 222H56V221H55ZM55 222H54V223H55ZM63 222H64V221H63ZM111 222H112V221H111ZM111 222H110V224H111ZM119 222H121V221H119ZM125 222H128V221L125 220ZM129 222H130V220H129ZM159 222H160V221H159ZM162 222H163V221H162ZM204 222H206V221H204ZM217 222H220V221H217ZM230 222H232V221L230 220L229 223H230ZM255 222H256V221H255ZM16 223H17V221H16V219H15V225L12 226V228L16 226ZM18 223H19V222H18ZM20 223H21V222H20ZM113 223H115V221H113ZM157 223H158V222H157ZM163 223H164V225L166 226L165 222H163ZM166 223H167V222H166ZM208 223H209V222H208ZM214 223H215V222H213V224H214ZM223 223H224V222H223ZM262 223H263V222H262ZM23 224H24V223H23ZM23 224H22V225H23ZM121 224H123V220H122V223H121ZM127 224L130 226V225L132 224V222H131V223H127ZM127 224H126V225H127ZM168 224H169V223H168ZM211 224H212V222H211L209 225L211 226ZM218 224H219V223H218ZM226 224H227V222H226ZM12 225H13V224H12ZM20 225H21V224H20ZM22 225H21V226H22ZM24 225H25V224H24ZM28 225H29V224H28ZM28 225H27V226H28ZM43 225H44V226H43ZM62 225H63V224H62ZM123 225H124V224H123ZM155 225H156V222H155ZM155 225H154V226H155ZM164 225H162V226H164ZM169 225H170V224H169ZM224 225H225V223H224ZM227 225H228V224H227ZM255 225H256V223H255ZM261 225H262V224H261ZM17 226L20 228V230H22L21 226H19V225H17ZM17 226H16V227H17ZM42 226H43V227H42ZM54 226H55V224L53 225V228H54ZM57 226H58V225H57ZM98 226H99V225H98ZM124 226H125V225H124ZM135 226H136V225H134V227H135ZM137 226H138V225H137ZM139 226H140V225H139ZM156 226H157V225H156ZM160 226H161V225H160ZM160 226H159L158 228H160ZM212 226H213V225H212ZM216 226H217V224H216ZM221 226H223V225L221 224ZM229 226H230V225H229ZM231 226H232V225H231ZM234 226H235V225H234ZM251 226H252V224H251ZM256 226L259 227L260 224H259V225H256ZM18 227H17V228H18ZM25 227H26V225H25ZM61 227H62V229H63V230H62V233H63V232H66V230L63 228V226H61ZM65 227H66V226H65ZM120 227H121V226H120ZM132 227H133V224H132ZM219 227H220V226H219ZM261 227H264V226H263V225L260 226V229H261ZM6 228H8V227H6ZM6 228H5V229H6ZM10 228H11V227H10ZM12 228H11V231L13 230ZM56 228H57V227H56ZM58 228H59V226H58ZM58 228H57V231H59ZM98 228H99V227H98ZM149 228H150V227H149ZM152 228H153V227H152ZM233 228H234V227H233ZM251 228H252V227H251ZM251 228L249 227V229H248V230H250L249 232H251ZM14 229H16V228H14ZM54 229H55V228H54ZM66 229H67V228H66ZM122 229H123V228H122ZM136 229H137V228H136ZM150 229H151V228H150ZM164 229H165V227H164ZM168 229H169V228H168ZM220 229H221V228H220ZM256 229H257V228H256ZM262 229H263V228H262ZM262 229H261V230H262ZM8 230H9V229H8ZM20 230H16V232H15V231H13V232L16 234V233H19L18 231H20ZM60 230H61V229H60ZM67 230H68V229H67ZM123 230L127 231L126 228L123 229ZM123 230H122L121 232H123ZM128 230H129V229H128ZM153 230H155V229H153ZM153 230H152V231H153ZM171 230H172V227H171ZM253 230L255 231V228H253ZM39 231H40V234H41V235H39V233H38ZM54 231H56V230H54ZM158 231H159V230H158ZM164 231H165V230H164ZM256 231H257V230H256ZM13 232H12V233H13ZM41 232H42V233H41ZM131 232H132V231H131ZM23 233H24V231L22 232V234H23ZM57 233H61V232H57ZM166 233H167V232H166ZM174 233H175V232H174ZM220 233H221V232H220ZM256 233H257V232H256ZM261 233H262V232H261ZM261 233H260V231H259V235H260ZM20 234H21V231H20ZM129 234H130V232H129ZM161 234H162V233H161ZM163 234H165V233H163ZM262 234H264V231H263ZM13 235H14V234H13ZM18 235H19V234H18ZM78 235H79V234H78ZM78 235H77V236H78ZM96 235H97V234H95V237L97 238L98 236H96ZM32 236H33V237H32ZM38 236H39V237H38ZM90 236H91V235H90ZM129 236L131 237V235H129ZM157 236H158V235H157ZM257 236H258V235H256L255 237H257ZM35 237H36V238H35ZM37 237H38V238H37ZM91 237H93V236H91ZM91 237H89V238H91ZM127 237H128V236H127ZM170 237H173V236H170ZM250 237H251V236H250ZM255 237L253 236L252 238H255ZM263 237H264V236H263ZM263 237H262V238H263ZM85 238H86V237H85ZM89 238H88V236H87V239H89ZM96 238H94V239L96 240ZM98 238H99V237H98ZM120 238H121V237H120ZM120 238H119L118 241L121 240ZM125 238H126V236H125ZM133 238H134V235H133L130 239H133ZM168 238H169V237H168ZM260 238H261V237H260ZM63 239H64V238H63ZM77 239H78V238H77ZM79 239H80V238H79ZM92 239H93V238H92ZM130 239H129V240H130ZM249 239H250V238H249ZM81 240H84V241H85L84 238L81 239ZM97 240H98V239H97ZM114 240H115V239H114ZM122 240H123V239H122ZM122 240H121V241H122ZM126 240H128V238H127ZM151 240H153V239H151ZM170 240H171V238H170ZM244 240H246V239H244ZM258 240H259V239H258ZM260 240H261V239H260ZM66 241H67V240H66ZM91 241H92V240H91ZM91 241L89 240L90 243H89V244L87 243L88 246L91 245ZM118 241H116V243H118ZM121 241H120V242H121ZM123 241H124V240H123ZM123 241H122V242H123ZM162 241H163V240H162ZM162 241H159V242H162ZM166 241H167V240H166ZM250 241H251V240H250ZM252 241H253V240H252ZM254 241H255V240H254ZM64 242H65V241H64ZM74 242H75V240L73 241V243H74ZM94 242H95V241H94ZM94 242H92L93 245L95 244ZM122 242H121V243H122ZM126 242H127V241H126ZM130 242H131V241H130ZM159 242H158V243H159ZM164 242H165V241H164ZM172 242H174V241L172 240ZM245 242H246V241H245ZM256 242H257V241H256ZM259 242H260V241H259ZM262 242L264 243V241H262ZM262 242H261V244H262ZM34 243H35V246L33 247L32 245H33ZM98 243L100 244L101 242L99 241ZM116 243H112V244H115L116 246H118L119 244L117 245ZM133 243H134V242H133ZM138 243H139V242H138ZM174 243H175V242H174ZM254 243H255V242H254ZM254 243H251V245H252V244L255 245ZM66 244H67V245H66ZM81 244H82V243H81ZM101 244L103 245L104 243H101ZM127 244H129V241H128ZM130 244H131V243H130ZM242 244H244V243H242ZM246 244H247V245L249 244V246H251L249 242H247ZM259 244H260V243H259ZM65 245H66V247H63V248L66 249L67 246H68V242L64 243V246H65ZM93 245H92V246H93ZM96 245H97V243H96ZM102 245H101V246H102ZM121 245H122V244H121ZM135 245H136V244H135ZM148 245H149V244H148ZM161 245H165V244H161ZM57 246H58V247H57ZM74 246H79V242H78V243H74ZM104 246H105V245H104ZM123 246H124V248L127 247V245H126V247H125V244H124ZM130 246H131V245H130ZM130 246H129V247H130ZM145 246H146V245L143 244V246H141V247H145ZM149 246H150V245H149ZM173 246H174V245H173ZM257 246H258V245H257ZM263 246H264V244H263ZM16 247H17V248H16ZM79 247H80V246H79ZM84 247H85V246H84ZM93 247H94V246H93ZM98 247H99V246H98ZM113 247H115V246H113ZM119 247H120V246H119ZM119 247H118L119 250H114L115 253L118 252V254H119V251L122 250L121 247H120V248H119ZM132 247H133V246H131L130 248H132ZM135 247H137V246H135ZM135 247H133V249H134V250H133V253L136 252ZM146 247H148V246H146ZM164 247H165V246H164ZM176 247H177V246H176ZM245 247H246V246H245ZM251 247H252V246H251ZM254 247H255V246H254ZM60 248H59V249H60ZM81 248L84 249V248H83V245L81 246ZM101 248H102V250H103L105 247L102 246ZM165 248H166V247H165ZM177 248H178V247H177ZM246 248H248V247H246ZM78 249H79V248H78ZM95 249H96V248H95ZM136 249H138V247H137ZM159 249H160V247H159ZM173 249H174V248H173ZM242 249H243V248H242ZM252 249H253V248H251V251H252ZM256 249H263V250H264V248H263V247L261 248L260 246H259V248H256ZM63 250H64V249H63ZM76 250H77V249L74 250V253H73V254L70 252V255H71V254L73 255V256L71 255V257H74V256H75V258L77 259V260H75V261H71V263L73 262L74 264H110L109 259L103 260V262H100L101 260H100V261L96 260L97 258L95 259L94 257H92L93 254H92V251H90V250H89L90 252H87V254H86L85 251H82V250H81V251H80V250H79V251H78V250L76 251ZM85 250H87V249H85ZM96 250H97V249H96ZM96 250H95V251H96ZM104 250H105V249H104ZM126 250H127V249H126ZM126 250L123 252V254L126 252ZM141 250L143 251V249H141ZM169 250H170V249H169ZM244 250H245V249H244ZM249 250H250V248H249ZM19 251H20V250H19ZM60 251H62V250H60ZM87 251H88V250H87ZM107 251H108V249H107ZM110 251H112V250H109V251H108V252H109V253H108V254H109V257H110V254H111ZM144 251H146V250H144ZM147 251H148V249H147ZM147 251H146V252H147ZM259 251L262 252V250H259ZM55 252H59V250H57V251H55ZM62 252H63V251H62ZM83 252H85V253H83ZM103 252H106V250L103 251ZM146 252H145V253H146ZM150 252H151V251H150ZM155 252H156V251H155ZM155 252H154V253H155ZM162 252H163V250H162ZM166 252H167V250H166ZM240 252H241V251H240ZM243 252H244V251H243ZM249 252H250V251H249ZM249 252H248V250H247V255H248ZM255 252H256V251H255ZM59 253H60V252H59ZM65 253H66V252H65ZM65 253H62V254L66 255ZM88 253L91 254V255H90L91 257H90V256H89V257L87 256V255H89ZM98 253H99V251H98ZM113 253H114V252H113ZM151 253H152V252H151ZM154 253H153V254H154ZM171 253H172V252H171ZM241 253H242V252H241ZM244 253H245V252H244ZM244 253H243V255H245ZM251 253H252V252H251ZM14 254H15V253H14ZM108 254H106L105 256H107ZM161 254H162V253H161ZM249 254H250V253H249ZM256 254L258 255V252H257ZM60 255H61V253H60ZM64 255H63V257L65 258V261H64V262H66V259H67L66 257H68V256H70V255H69V254L66 255V257H65ZM125 255H126V253H125ZM135 255H136V257L138 256L137 253H136ZM142 255H143V254H142ZM149 255H150V254H149ZM149 255H148V256L146 255V256L149 257V258H151V256H149ZM243 255H242V256H243ZM247 255H246V256H247ZM252 255H253V254H252ZM93 256H95V255H93ZM103 256H104V255H102L101 257H103ZM111 256L114 258L113 255H111ZM143 256H144V255H143ZM146 256L143 257V261L146 260V258H145ZM156 256H157V255H156ZM165 256H166V253H165ZM250 256H251V255H250ZM253 256H254V255H253ZM253 256H252V257H253ZM255 256H256V255H255ZM259 256H261V257H263V258L261 259ZM112 257H111V259H112ZM117 257H118V256H117ZM126 257H127V256H126ZM258 257H259L260 260H263V259H264V253L262 252V254H261V255H258ZM21 258H22V257H21ZM27 258H26V259H27ZM30 258H31V257H30ZM64 258H63V259H64ZM98 258H99V257H98ZM104 258H108V256H107V257H104ZM153 258H154V257H153ZM157 258H158V257H156V259H157ZM163 258H167V256H166V257H163ZM244 258H245V257H244ZM249 258H250V257H249ZM249 258H248V259H249ZM256 258H257V256H256ZM3 259H4V257H3ZM5 259H6V258H5ZM10 259H11V258H10ZM18 259H19V256H18ZM18 259H16V260H17V263L20 261V260H18ZM22 259H23V258H22ZM26 259H23V260L25 261ZM116 259H117V258H116ZM116 259H115V260H116ZM118 259H120V257H119ZM121 259H122V258H121ZM121 259H120V260H121ZM161 259H162V258H161ZM259 259H258V261H259ZM23 260H22V262H23ZM122 260H123V259H122ZM129 260H130V257H129ZM135 260H136V258H135ZM138 260H139V259H138ZM154 260H155V259H154ZM253 260H254V259H253ZM253 260H252L251 262H253ZM255 260H257V259H255ZM1 261H2V259H1ZM6 261H7V260H6ZM6 261H4L5 264H6ZM26 261H27V260H26ZM67 261H68V260H67ZM155 261H156V260H155ZM241 261H242V260H241ZM263 261H264V260H263ZM4 262H3V264H4ZM15 262H16V261H15ZM29 262L31 263V261H29ZM56 262H57V263H56ZM62 262H63V261H62ZM152 262H154V261H152ZM158 262H159V261H158ZM244 262H246L245 264H249V262H247V261H243V263H244ZM256 262H257V261H256ZM17 263H16V264H17ZM20 263H21V261H20ZM23 263H24V262H23ZM34 263H33V264H34ZM66 263H67V262H66ZM159 263H160V264H164L165 262L161 263V261H160ZM260 263H261V262H260ZM262 263L264 264V262H262ZM0 264H2V262H0ZM8 264H10V263H8ZM11 264H13V263H11ZM25 264H26V263H25ZM31 264H32V263H31ZM61 264H63V263H61ZM69 264H70V263H69ZM116 264H117V263H116ZM118 264H120V263H118ZM144 264H146V263L144 262ZM155 264H157V263H155Z\"/></svg>",
	"mask_w": 264,
	"mask_h": 264
}]
</instances>
